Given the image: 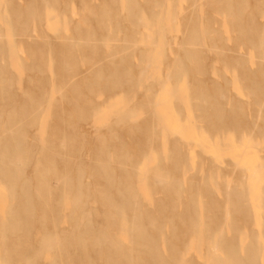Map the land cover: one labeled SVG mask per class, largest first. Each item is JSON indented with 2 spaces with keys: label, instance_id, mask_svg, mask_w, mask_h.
Returning a JSON list of instances; mask_svg holds the SVG:
<instances>
[{
  "label": "rangeland",
  "instance_id": "374dc122",
  "mask_svg": "<svg viewBox=\"0 0 264 264\" xmlns=\"http://www.w3.org/2000/svg\"><path fill=\"white\" fill-rule=\"evenodd\" d=\"M17 1H18V3H17ZM29 1L32 2V0H29ZM53 1L54 0H40V1H38L37 2L38 4H40V5L44 4L42 12L44 13V15L46 14L45 18L43 17L44 15H42L41 20H32V21H34V23L32 22V24H29L30 22H28V24H26L24 17L27 13L25 6H27V4L29 3L28 0H10V1L0 0V28H1L0 33H2V34H0V37L1 38L3 37L2 40L0 39V41H1L0 42V63H2V64H0L1 65L0 70H2V68H3V70H2L3 71V74H2L3 77L0 78V84H1L0 88L3 87V89H0V92H1V90L6 91V93L4 92L5 95L8 93L6 95V98L2 101L3 103L0 101V106H1L0 110H1V118H2V119H0V121H1L0 127H2L0 129L1 130L0 131V137H2V138H0V140H1L0 143H5V141L8 138L11 139L13 136L11 133H13L15 131V129H20L19 131L16 130L17 133L16 132L13 133V134L16 133L17 135L22 134L21 140H23V141H21V143L27 144V145H24V144L19 143L18 145L21 146V148L23 150L17 152V154H16L19 156V158L22 159V160L19 159V164H20L19 167H21V169H23V171H24L23 172L21 170V172L23 173L22 176L23 175L24 176L20 178V181L23 182L27 179L26 183L30 182L29 186H30L31 194L36 195V196L39 195L42 198L44 197V199H45V201L43 200V202H42L41 197H39V198L37 197L38 200L37 199L34 200V198H33L32 202L35 206L34 214H35L36 220H33L32 223L30 222L31 224L29 223L31 225L29 228L30 234L28 232L29 237H27L28 235L25 234L26 237L24 236V238L21 237L19 239L23 243L26 242L25 244H23V243L22 244L25 246L26 245L27 246L39 245L42 243L43 240H47L48 237H52L53 234L55 235V233L62 235L64 233H70L71 232V231H69L70 227L72 226L71 228H73L75 225V223L72 219L74 216V213H71L73 210V200H75V197L78 195V187H79L78 184L79 183H77V181L81 180V179H82V187H83L84 192L87 195H89L91 198V199L87 198V200H85L86 205H85V215L84 216L86 217V219L88 217V219L91 220V221H89V223L94 228L95 227L96 228H103L104 227L106 229L107 225L105 222V214H104L105 210H104V207L102 208L101 207L102 205H100L102 203L100 202L101 201L100 196H99L100 192L98 191V190H100V191L103 190L102 187L104 188V186L102 185L103 180H102L101 176L98 174L97 175L99 178L97 177V175L95 174L97 171L94 170L95 167L93 168V166L99 165L98 162L99 163L100 162L101 163H108L109 162V164H111V166H113L115 168L114 174L116 176L120 175L117 173L118 167L116 168V165L121 166L123 164L122 166L124 168H122V170L128 169L130 171V168L133 169V170H131L132 173L135 172V174L133 175V178H131L132 173H131V176H128L126 178L127 180L131 181L132 185H131V183H129L130 181H128V185H126V186L130 187L131 188L130 191L132 190L135 192L136 195H138L137 197L140 201L141 209H143V211L145 213L148 211L146 214H149V216L150 215L152 216V213L154 216H156L158 214V206L162 204V200H164L163 202L167 206H168V204L169 205L173 204L172 200L174 199V193L171 190V186H170L171 184L170 183L177 181L178 178H179V180L182 178L178 182L180 183V186L183 188L182 193L184 195L182 194V199L179 201V203H178L179 205L177 204L178 205L177 210L183 211L182 209H184L186 207V205L189 204L190 200L192 199L191 196L193 195L192 197L195 198L194 201L197 200L198 212L200 213V218H201V221H200V224L197 228V231L192 233L190 236L188 235V237L186 239L187 247H181V250L185 251L186 257L188 259H190L194 264H219L217 259H218V255L220 254V252L222 253V251L214 248L213 243L210 240L211 238L208 236V231H207V227H206L208 214L210 215V217H212V221H213V219H214V221L215 220L218 221V223L213 221V225H212L213 226L212 231H214V234L212 232L213 235H216L215 233L218 234L220 232L219 234H225V235H227L228 238L236 237V239H238L239 237L242 238V236L244 235L242 239L240 238L241 240H237L238 244L241 245L240 246L241 252L244 254L245 251L248 249V246H250V247L251 246H258V245H255V243H258L259 244L258 247H260L259 261L261 264H264V110H261V109H264V107H263L264 106L263 105L264 96L262 95V93L264 94V92H263L264 78H262V77H264V74H263L264 68H262L264 66V56H263L264 55V52H263V50H264V48H263V46H264V13H263V11H264V7H263L264 6V4H263L264 0H242L244 3L241 1L243 4L240 7L241 11H239V12H242V10H243V13H242L243 15L239 12L235 13L236 10H232V13H231V11L230 12L227 11L228 9L226 10L225 6L223 4L217 2V0H138L139 4L141 6V12L146 14L145 16H150V17L142 19L144 17V15L141 14V12H140L141 15L140 14L138 15L139 19L137 18L136 22L132 23L134 25H131L130 23H128L129 22L128 18H127V20H126V18H124V17H127V15H128V13H126V12H128L127 11V9H128L127 1L126 0H119L122 2L121 3L119 2L120 4H119L117 12L119 11L118 13H120L122 15V18L124 19V20L122 19V29L116 32L114 27L110 26L108 29L109 35H107V33L105 34L107 29L102 35H98L101 32V30L96 25L94 16H92V14L97 13L101 9V5L103 6L107 0H102L103 3L101 2V0H90V2L88 0L87 1L85 0L87 2V6H89L90 9L87 6H86V8L83 7L84 4H86V2L84 0H81V2L83 4L80 2V0H60V1L56 0V2L58 1L57 2L58 4H55V2H54V4H52ZM66 1H67V3H69V5H68L69 9L66 8V7H68ZM239 1L238 0H232L233 4H236L237 2L239 3ZM245 1H247V2H245ZM11 2L14 3L13 4L14 8H16L20 5V8L19 7L18 8L22 12L23 15H22L20 22H18V23H22L24 21V23H23L24 25L17 23V27H16L15 22H17V21H14L13 18L11 19L12 13H10V12H12V11H10V10H12V8H13L12 7L13 5L10 4ZM41 2H42V4H41ZM50 2H52V3H50ZM80 3L82 4V6ZM8 4H9V6H8ZM152 4H154L153 6H155V4H159V7L158 8H157V6L153 7ZM50 5H51V7H50ZM71 5H72V7H71ZM64 6H66L65 7L66 9L63 8ZM146 6H147V11H146ZM149 7H150V9L151 8L152 9L151 10L148 9ZM27 9H28V7H27ZM46 9L47 10L50 9L49 11H51V12L49 13V11H46ZM52 9H55L56 11L52 10ZM70 9H71V12H70ZM91 9L92 10L95 9V10L90 12ZM87 10H88V13L86 12ZM148 10H150V11H148ZM65 11H67V12L69 11V13H65ZM151 11H152V13H151ZM153 11L155 12L156 17H158V18H155V16H154L155 14H153L154 13ZM156 11H158V12H156ZM89 13H90L91 17L89 15ZM236 14L237 15L239 14L238 15L239 17H237ZM71 15H72V18H70ZM84 15H85V17L82 20H84V19H86V20L82 21L81 18ZM241 15L243 18L241 17ZM245 15H247V17ZM1 16H3V17H1ZM9 16H10V18H9ZM140 16H142V17H140ZM48 17H50L51 19ZM248 17L249 18L253 17L251 19L253 22L250 21V19ZM3 18H5V19H3ZM62 18L65 22L63 20H61ZM150 18L153 19V21ZM190 18L193 20L191 21ZM245 18L247 21L245 20ZM9 19H10V21H9ZM59 19H60V21L64 22V25L61 24ZM12 20L14 21L13 25H11ZM241 20H243V21H241ZM70 21H71V23H70ZM87 21L89 22L88 24H87ZM234 21L238 22V25L241 24L239 22V21H241L242 26H246V25L251 24V23H254V25H256V26L258 24V27L260 28L259 30L261 32V34L258 37V40L260 38H261V40H263L261 42V44L259 43V45H257V43H254L253 45H251V43H249L248 40L246 38H244V36H243L244 32L240 31V28L238 27L237 24H235ZM66 22H68V23H66ZM145 22L146 23L150 22L149 24H151V25H148V23L146 25ZM192 22H193V24H192ZM76 23H78L79 26L75 25ZM83 23L86 26L87 25L88 26L86 27ZM135 23H136V26L138 25V27H135ZM186 23H187V25H186ZM259 24L262 26L260 27ZM19 25L21 27L22 26L27 27L28 33L25 32L26 30L23 27H22L23 29H21ZM28 25H29V27L31 26V28H28ZM190 25L191 26L193 25L191 29H189L191 27ZM77 26L79 27V31L76 29ZM141 26H142V28H140ZM32 27H34L36 29H34ZM195 27H196V29H194ZM86 28L87 29L89 28L90 30L89 29L87 30ZM19 29L23 30V32L20 31L21 34L18 32ZM32 29H34V30H32ZM75 29H76V31H73ZM111 29H112V31H111ZM134 29H135V31H134ZM14 30H15V32H14ZM28 30L32 31V32H29ZM200 30H201V32H200ZM77 31L78 32L82 31L81 32L82 34H80V37H81L80 39L83 38V40H78L79 34ZM89 31H91V32H89ZM187 31H190V32L188 33ZM112 32H115L116 35L112 34ZM133 32H135V33H133ZM91 33L96 34L95 39H91L92 38ZM117 33H119V34H117ZM194 33L196 36L200 35L199 37L202 40L197 36L196 37L197 39L195 41L190 42L191 40L187 37H189L191 34H194ZM24 34H26L25 37H23ZM31 34H33V36ZM133 34H134V36H133ZM117 35H119V36L116 38L115 36H117ZM184 35H186V36L188 35L186 38L189 40H187V39L183 40L185 38ZM29 36H31V37H29ZM101 36L102 37L107 36V39L104 38V40H102L103 38ZM108 36H109V38H108ZM131 36H132V38H131ZM32 37H33V39H32ZM113 37L116 38L115 42H113L114 41ZM26 38H28V39H26ZM29 38L32 39V41L35 39L34 41L36 43L31 42ZM69 38H70L71 42H68ZM71 38H73V39H71ZM84 38L86 39V41L88 39L89 42L88 41L86 42L84 40ZM46 39H48L50 42ZM62 39H63V41H65V43H68V44L70 43L71 46L68 44L64 45V42L62 41ZM117 39L120 41H118ZM25 40L26 41L28 40V41L25 42ZM90 40H92V41H90ZM93 40L96 42H94ZM197 40H199V41H197ZM29 41H30V44H28ZM81 41L83 42L82 44L80 43ZM184 41H185V43H184ZM84 42H86V43H84ZM93 42H94V44H98L99 47H101V49H102V52L96 56H92V54L90 52L88 53V49H87L88 47L93 45ZM111 42H113V43H111ZM129 42H130V44H129ZM24 43H25V45H27V44L29 45V46H26L29 49L28 48L26 49V47L23 45ZM75 43H76V46H75ZM89 43H90V45H89ZM131 43H132V45H131ZM186 43L189 44L190 46H188ZM31 45H33V46H31ZM60 45H63L64 47L62 46V48H61ZM86 45H88L87 48H85ZM110 45H111V47H110ZM191 45L192 46L195 45V46L192 47ZM30 46H31V49H30ZM83 46H84V48H83ZM129 46L132 48L129 49ZM253 46H254V48H253ZM58 47H60V49ZM80 48L83 49V51H85L84 52L85 54H83V51ZM192 48L194 49L193 51H195V48H197V50L195 52H192ZM255 48H256V51H253V50H255ZM61 49H63V50H61ZM84 49H87V50H84ZM127 49L129 51H127ZM138 49H140L139 52H138ZM28 50H30L31 56H32V51L34 52L33 56H32L33 58H31L30 55L27 56ZM68 50H70V52L67 54L66 51H68ZM73 50L75 51V53ZM130 50H132V51H130ZM144 50H146V52H148V53L144 52ZM198 50H200V51H198ZM260 50L263 53L260 52ZM60 51H62L63 53H61ZM86 51H87V53H86ZM123 51H125L126 53L124 52V54H122L121 52H123ZM142 52H144V54ZM188 52L189 53L192 52L191 55ZM198 52L200 53V55L195 54V57H194V53H198ZM1 53L3 54L2 56H1ZM47 53H49V54H47ZM65 53H66V57H65L66 60H68V59L71 60V58L73 60V58L74 59L76 58L75 60H73V63L72 62L71 63L73 64L72 68L74 67V65L76 63L77 64L76 66L78 67V69H77V67L73 68V70L71 68L70 69L71 72L73 71L75 74H72L73 72L71 73L69 71L68 74H70V75L63 77L65 75H67L62 70L63 68H61V65L65 61V59H64ZM202 53H203V55H202ZM59 54H60V56L63 57V59L59 56ZM89 54H91L92 57L89 56ZM116 54H118V55L116 56ZM140 54H141V56L143 54V58L140 56ZM71 55H73V57ZM111 55H112V58H109V57H111ZM123 55L125 56L124 58H123ZM41 56H42V58H41ZM67 56H70L71 58H67ZM26 57H29L31 59L30 60L28 58V60H29L27 63L28 68H30V66L33 65V67L31 66L30 71L28 70L27 67H25L26 61H25V65H24V60H27ZM87 57H91L92 61L89 58L87 60ZM204 57L206 60H203ZM84 58L86 60H84ZM105 58L107 60H105ZM121 58L124 59V60H122V73L123 72L127 73L131 77V79L133 78L135 83L134 82L131 83L129 81H124L122 78V88H117L113 91H109L107 88H105L102 85L103 83H101L99 80L101 79L102 82H105L107 79L109 80L110 77L112 79V74H110V73L116 67H119V66H117V64H121V62H120ZM125 58L127 59L128 62L126 61ZM131 58H133V59H131ZM224 58H225V60L223 61ZM178 59H179V61H178ZM199 59L203 60V61L201 60L202 62L200 61V63L197 64L199 66V69L202 68L201 70L197 69L198 66L195 65L196 63L199 62ZM226 59H228L229 62ZM233 59H235V60H233ZM89 60H90V62H89ZM131 60H132V62H131ZM230 60H232V61H230ZM30 61H32L33 63L31 62L32 64H30ZM57 61H59L58 63L60 64V67H58L59 64L56 63ZM82 61L83 62L86 61V62L83 64ZM99 61H101L100 62V64H102L101 66H100V64L99 65L97 64V63H99ZM123 61L126 64L123 63ZM193 61H195L196 63H194ZM204 61H205V63H204ZM236 61H237L238 65L236 64ZM240 61L241 62L243 61L242 62V68L246 69V72H245V70L243 71L242 68L240 67L241 66ZM261 61H263V62H261ZM3 62L4 63L6 62L5 67H3L4 66ZM110 62H112V65ZM176 62H178L177 65H175ZM224 62H226L227 65L230 64V62H233V63L235 62L237 67L239 66L238 62H240V66H239V68H237L235 66V64L231 63L233 65L230 64V65H228L229 67H227ZM43 63H44V65H43ZM95 63H96V65H94ZM21 64H23V65H21ZM113 64H115L114 67H113ZM38 65H39V67L44 69V71L40 72L41 69L38 67ZM41 65L44 67H42ZM124 65H126V67ZM135 65H136V67H135ZM200 65H202V66L200 67ZM206 66H208V67H206ZM231 66L233 69H231ZM35 67L39 68L38 69L39 71H37V68L35 69ZM101 67H102V69H100ZM139 67H140V69H139ZM260 67H261V70L263 72L260 70ZM91 68H93V71ZM94 68L101 70L100 73L97 74L99 71H96L97 69H94ZM119 68H121V67H119ZM173 68H174V70H173ZM203 68H205V69L207 68V69L205 70ZM234 68L237 70V72H235L236 70ZM126 69L128 71H126ZM26 70H28L29 72H27ZM58 70H60V71H58ZM94 70H95V72H97L96 75L93 74V73H95ZM141 70H144V71L141 72ZM202 70H205L207 75L206 74L204 75L203 72L205 73V71H202ZM230 70H232V72ZM239 70H240V72L241 71L242 72L239 73ZM61 71L63 74H61ZM91 71L93 73H90ZM200 71H201V73H200ZM59 73L61 74V76ZM124 73H123V75H124ZM182 73H183V76H182ZM231 73H233V74L239 73V75L242 74L243 77L241 75L239 77H237L238 74L236 76V74L233 75ZM4 74H6V76ZM71 75H73L72 76V77H74L73 79L70 78ZM91 75H93V76H91ZM97 75H98V77L100 75V77H99L100 79L98 77H96ZM141 75H143L142 76L143 78L139 81ZM175 75H176V77H175ZM94 76L98 80H94L93 79ZM180 76H182V77H180ZM259 77H260V79H259ZM65 78H67V79L69 78L68 80L70 83H68L67 81H64ZM87 78H89V79H87ZM225 78H226V80H225ZM67 79H65V80H67ZM250 79L255 80V81L252 80L254 82V84H252L253 82ZM2 80H3V82H1ZM84 80L87 81L86 84H85ZM178 80H179V82H178ZM182 80H183V82H182ZM217 80H218L217 84H220V86L216 84ZM259 80H263V82L259 81ZM224 81L225 82L227 81V84ZM246 81H248L247 84L250 83L249 84V86L251 85L250 87L249 86L247 87ZM7 82H10V84ZM88 82L90 84L91 83L92 84L90 85ZM96 82L97 83L99 82L98 83L99 85ZM199 82H200V84H199ZM255 82L257 84H255ZM258 82H259V86L261 83V85H262L261 87L263 89H260V87L258 86ZM224 83L226 85H224ZM88 84H89V86H88ZM62 85H64V86H62ZM71 86H72V88H70ZM205 86H208L207 87L208 90L206 89ZM214 86H217V87H214ZM9 87L11 88V90ZM88 87H89V89H92V88L93 89L89 90ZM251 87H252V89H251ZM258 87H259V89H258ZM85 88L87 90H85ZM201 88L206 89L207 92L205 90H202ZM217 88H218V90L219 89L221 90V91L219 90V92L221 94L218 91H216ZM248 88H250V89H248ZM253 88L256 91L258 90L257 93H255L256 91L253 90ZM104 89H105V91L103 93L102 90H104ZM200 89H201V91L199 92ZM249 90L251 91L253 96L251 95ZM259 90L260 91L262 90V93ZM124 91H125V93H124ZM195 91H198L199 93L196 92V94H194ZM91 92L93 94H91ZM100 92L102 94H100ZM106 92H109V93H106ZM214 92L216 95H214ZM222 92L224 94H222ZM83 93H84V95H83ZM111 93H112V95H111ZM201 93H203V94L205 93L204 95L209 94L210 97L209 96L207 97V95H206V100H205L204 95L203 94L201 95ZM260 93H261V96H260ZM76 94L77 95L79 94L78 95L79 97ZM102 95H104L103 98H101ZM114 95L116 98L114 97ZM257 95H259V96H257ZM29 96L30 97L32 96V97L30 98ZM62 96L63 97L66 96V97H64L66 99H64ZM122 96H124L123 97L124 99L122 98ZM217 96L219 98H221V99H219V101L221 100V102L218 101ZM196 97H198L199 99ZM225 97H227V98L225 99ZM260 97H262L261 98L262 101L260 100ZM71 98L76 99L77 102H75L76 100H74V99L72 100ZM117 98H119L121 101ZM213 98L214 99L216 98L215 103L217 101L219 102L218 105L213 103L214 102ZM252 98L256 100L257 104H256V102L253 101ZM87 99L89 101H91L92 105L88 101H87V104H85ZM112 99H113V101H112ZM115 99L117 100L116 103H115V101H116ZM202 99L206 105L204 104L203 101H201ZM224 100H226V101H224ZM26 101H27V103H26ZM81 101H82V103L83 102L84 103L82 104ZM199 101L201 103L202 102L203 103L201 104ZM210 101H212L213 105L211 104ZM111 102L113 104H110ZM198 102H199V104H201L200 107H199ZM260 102L261 103L263 102V103L261 104ZM77 103H79V104H77ZM207 103H208V105H207ZM222 103H224V104H222ZM259 103L261 105H259ZM73 104L75 106H73ZM88 104L90 106H92L91 107L92 109L90 108V106ZM214 104L217 106V108L219 110H217V108L215 107ZM219 104H221V105H219ZM241 104H242V108L244 109V111L242 110L241 107L240 108L238 107V106H241ZM193 105H194V107H193ZM76 106H78V107H76ZM102 106H103V108H102ZM196 106H198L200 109L197 108ZM202 106H205V107H203L204 109L207 108V109H205L206 111L204 109H203V111L201 110ZM218 106H220V107L222 106L223 109L221 110V108ZM258 107L259 108L261 107V109H259ZM26 108H27V111H26L27 113L25 112V114L27 116L25 117L24 111L26 110ZM38 108H39V110H38ZM94 108H96L97 110ZM99 108H102V109H99ZM211 108L213 110H211ZM22 109H23V111H22ZM28 109H29V112H28ZM79 109H80V114H79ZM196 109H198V111ZM209 109L211 110V116H209L210 115ZM232 109H234V110H232ZM240 109L243 112H241ZM60 110H63V111H61V112H63V114L60 113ZM71 110H73V112ZM88 110H89L90 114L87 112ZM36 111L38 112V114ZM91 111L93 113L96 111V114L95 113L93 114ZM212 111H214V112H212ZM221 111H223L224 114H223V112L221 113ZM246 111L248 113V116L246 114ZM12 112L15 115H11ZM30 112H31V114L36 112V114L34 113V114L30 115ZM200 112H203V113L207 112L209 115L207 113H205V115L204 114L203 115L205 117L209 116L208 118H210V119L204 118L203 115H199V114H202ZM233 112H234L235 116L233 115ZM256 112L259 113L260 115L262 114V116H258L257 114H255ZM260 112H263V113H260ZM74 113H76V114H74ZM81 113H83L82 117H81V115H82ZM97 113H99V114H97ZM197 113L199 116L197 115ZM214 113H215V115H214ZM219 113H220V115H219ZM8 114H10V116H8ZM85 114H87V115H85ZM251 114H252V117H250ZM88 115H93V116H89L90 117L89 118ZM243 115H245V116H243ZM11 116L14 117V122L12 121L13 118L11 119ZM32 116L34 117V121L36 119L35 122L32 121L33 120ZM121 116H122V118H120ZM200 116L201 117L203 116V118L205 119L204 120L205 124L202 121L203 118H201ZM215 116H218V117L221 116L222 119L219 118L220 119L219 120L218 117H215ZM231 116L233 117V119ZM9 117H10V119H9ZM27 117H29V118H27ZM75 117H76V119H75ZM243 117H245V118L242 119ZM246 117H247L248 121L245 120ZM82 118L84 120L85 119H87V120H85V121L81 120ZM211 118L212 119L215 118L214 121H212ZM21 119L23 120V123L20 122V121H22ZM200 119H202V120H200ZM217 119L220 122H218ZM231 119L233 120V122ZM240 119H241V121H238ZM249 119L251 120V122ZM10 120L14 123V126L13 127L11 126L13 129L15 128V125H16V128L14 129V131L13 130L11 131L12 128H9L10 125L12 124ZM223 120L226 122L223 123ZM234 120H235L236 124L238 123L237 126L239 129L237 131H239V132L235 131L237 129V126L234 123ZM252 120H254V121L252 122ZM8 121H10L8 123L10 125L4 124L5 122L7 123ZM17 121L19 122L18 126H17V124H15V123H17ZM62 121H63V123H62ZM206 121H208V123H210V124H208ZM221 121L225 127L222 124L218 125V123H221ZM228 122H229V126L231 128L229 126H227ZM230 122H231V124H230ZM242 122H244L245 125H244V123L242 125ZM254 122H258V124L254 123ZM33 123L35 124V126L32 125ZM213 123L215 124V126H213ZM233 123H234V125H233ZM251 123H252V125H251ZM26 124H27V126H26ZM207 124H208V127H206ZM246 124H247V126H246ZM28 125H29V128H28ZM210 125L213 126L214 128H211ZM231 125L233 127L235 126L236 129L234 130ZM239 125H241V127H239ZM248 125H251L252 128L248 127ZM5 126H6V128H5ZM67 126H68V128H67ZM217 126L218 127L220 126V127L217 128ZM221 126H223V128H221ZM226 126L229 128V130H227L228 128ZM22 127L25 129H23ZM205 127L209 128L207 130H209L211 132H212V130L216 131L215 132L216 135L214 134V132H212L213 134H211V133H209V131H206ZM215 127L217 129H215ZM7 128H9V130ZM210 128L212 130H210ZM224 128L226 129V131H228L227 132V134L229 133L228 135L226 133H222L225 130ZM244 128H245V130H241ZM3 129L5 131H3ZM6 129L9 131L10 135L8 134ZM62 129L65 130L66 132L62 131ZM53 130H55V131H53ZM217 131H219L220 133L219 132L217 133ZM226 131H224V132H226ZM5 132H6L5 135H1ZM22 132L25 134H23ZM63 132L68 133V136L70 137V138H68L69 142H68V139L65 138V136L67 134L63 135ZM252 134H253L252 138L254 137V139L250 138ZM23 135H25L27 138ZM80 135H81V137H80ZM68 136H66V137H68ZM113 136H115V138ZM118 136H122V137H118ZM227 136H228V138H227ZM230 136L232 139L229 138ZM48 137L51 139H49ZM116 137H118V139H116ZM3 138L6 140H4ZM47 138H48V140H47ZM121 138L123 139V142H122ZM215 138H217V139L215 140ZM59 139H61V140H59ZM114 139H115V141L118 140V142L121 141V143H124L122 146H120L121 149L119 148V144H121L120 142L119 143L118 142L112 143V141H114ZM52 140H53L54 144L53 143L50 144ZM256 140L258 142H256ZM24 141H26V142H24ZM101 142H103V143H101ZM238 143H240L239 145H241V146H238ZM114 144H116L118 146L117 150H119V151L116 150L117 147L115 148ZM9 145L11 146V150H12V148L14 147V144H12V142H11ZM50 145H51V148H53L55 146L56 149L55 148L53 150L50 149L48 147ZM177 145H179V146H177ZM112 146H114V147H112ZM40 147H42L43 149H41ZM69 147H71V148H69ZM103 147H104V149H103ZM175 147L177 148L176 151H175ZM31 148H32V150H31ZM178 148H180V150ZM40 149H41V151L38 152ZM112 149H114V150H112ZM50 150H51V152H50ZM127 150H128V152H126ZM53 151L55 153L56 152H58V153L54 154V153H52ZM114 151L116 153H114ZM145 151H147L146 154H143V152L145 153ZM33 152H34V154H33ZM106 152H109L110 155ZM177 152H178V154L181 152V154L180 155L175 154ZM45 153H46V155H45ZM50 153H52V154H50ZM127 153H128V155H126ZM129 153H130V155H129ZM53 154H54V157H53ZM58 154L59 155L61 154L62 158L60 157V159H59ZM93 154L95 156H93ZM116 154H118V155H116ZM47 155L50 156V157L49 156L47 157V159L49 158L48 161H50V163H51L50 159H52L53 163H51V164L52 165L55 164L53 166L55 168L56 174L47 172L48 171V169H47L48 163H49L45 158V156H47ZM51 155H52V157H51ZM56 155L58 157H56ZM67 155H69L68 158L66 157ZM98 155L100 157H96ZM108 155H109V157H108ZM112 155H114V157L116 159L115 160L113 158L114 162H111L112 157H113ZM124 155H126L127 157ZM184 155L186 156L185 159L183 158ZM187 155H189L188 158H187ZM132 156H134V157H132ZM176 156H178V158ZM30 157H31V159H30ZM70 157H71V162L68 161L70 159ZM23 158H25V159H23ZM64 158H67L68 160L64 159ZM94 158H96L98 160H95ZM130 158L132 159L131 161L128 160ZM140 158L142 159V161H139V160H141ZM179 158L181 159V161ZM186 158L189 161H187ZM27 159H29L30 161ZM53 159H54V161H53ZM62 159H64L63 162L61 161ZM177 159H178V161H180L182 163V165L180 162L177 161ZM26 160L28 163L26 162ZM65 160L68 161V163ZM60 161H61V163H60ZM115 161H117L118 163ZM123 161H124V163H126L125 165H124ZM129 161H130V163H129ZM23 162L25 165H23ZM186 162L189 164V166L187 165ZM138 163H140V164H138ZM177 163L178 164L180 163L179 166ZM130 164H131V167H130ZM186 165L189 168L191 167L190 170ZM134 166L136 167V169ZM77 167H78V169H77ZM97 167L98 166H96V170H97ZM184 167L187 169V172H186ZM57 168L58 169L62 168V169L58 171ZM63 168H65V170H66V171H64L65 173L69 172L68 176H67V174H64ZM176 168H177V170H176ZM179 168H181V170ZM182 169H184L183 170L184 172L182 171ZM59 172L60 173L62 172L67 177L64 180H62L65 176H63L62 174L59 175ZM139 172H141V173H139ZM136 174L140 178L135 176ZM179 175H181V177H179ZM38 176L40 179H38ZM55 176H59V177H55ZM24 177H25V179H23ZM118 177H120V176H118ZM129 177L131 179H129ZM135 177H137V178H135ZM158 177L161 179H164V181L160 182L161 179H159ZM53 178H55V180L57 178L58 181L57 180L55 181ZM68 178L70 181L68 180ZM76 178L78 180H76ZM168 178H169V180H168ZM173 178H175V179H173ZM123 179L126 180L124 176H122V180ZM40 180H41V182H40ZM43 180H46V182H47V184H49L48 186H50V188L51 187L54 188V189L51 188L52 190H51L48 198H47L46 193L43 192V189H39V188L43 187V183H42V182H44ZM52 180H54V181H52ZM66 180H68V182L73 183L72 187L77 186L74 191L69 190V188H72V187H69V188L67 187V185L65 184ZM155 180H157V181H155ZM190 180L191 181L194 180L193 183ZM59 181H60L61 185H60ZM4 183H5V180L0 181V264H5L6 261H8L7 255L9 253L8 252L6 253V247L7 248L9 247L8 242L12 243L13 239L15 240V235H13V234L9 235L6 232H4L5 224L7 222L9 224L8 216H9L10 210H12L14 204L16 203L15 200L11 198V196L13 197L15 191L13 190L12 187H11L12 189L9 190L10 183H9V185H7L8 184L7 181H6V184H4ZM165 183H167L166 187H165ZM38 184H40V186ZM190 184H192L191 188H190ZM62 185H63V187H62ZM65 185H66V187H65ZM36 186H37V188H36ZM100 186H102V187H100ZM59 187L60 188L62 187V188L60 189ZM96 187H98V189H96ZM192 187H193V189H192ZM65 188L66 189L68 188V189L66 190ZM55 189H57V191ZM195 189H196V191L197 190L198 191L195 192L194 191ZM227 189H228V193L226 192ZM233 189H240V190L244 189V193L246 192L245 189L247 190V192L245 193L247 196L246 197L247 200L244 203H246L248 206H250V209L248 208V211L249 212L251 211L250 212L251 217L249 218V220L245 216H243V214H240L239 211H236V208L233 205L234 203L231 202L232 200L230 201L229 197L232 196ZM163 190H164V193H162ZM165 190H166V193H165ZM221 190H223V191H221ZM20 191H21V188L18 187L16 192H20ZM63 191H65V192L63 193ZM206 191L208 194L205 193ZM36 192H38V193H36ZM67 192L69 194H67ZM194 193H197V195H195ZM41 194H43V196ZM64 194H67V195H64ZM166 194H167V196H165ZM227 194H228V196H227ZM199 195H200V197H198L199 199L196 198ZM45 196H46V198H45ZM65 196H67V197H65ZM205 196H207V197L205 198ZM221 196H223L224 198L223 197L221 198ZM226 196H227V198H226ZM60 197H61V199H60ZM160 197H163L164 199L161 198L162 200H158ZM166 197H167V199H166ZM215 197H217L218 200ZM208 198L211 199L212 201H210ZM169 199H170V201H169ZM171 201H172V204H171ZM207 201L208 202L210 201L211 204L209 203V205L214 204L216 207L218 204H221V203L222 204L220 205V207L218 206L219 209L213 206L215 208L214 209L212 206L209 207L207 205L208 204ZM45 202H46V209L48 211V214L47 213L45 214V210L43 209L45 206ZM60 202L63 204H61ZM158 202H159V204H158ZM167 202H168V204H167ZM212 202H213V204H212ZM55 203H56V207L54 208ZM180 203H181V205H180ZM61 205H62V207H61ZM57 206H59V207H57ZM221 206L222 207L224 206V207L222 208ZM211 207H212V209H211ZM48 208H49V210H48ZM55 209H56V211H55ZM145 209H147V211H145ZM223 209L225 210V212L222 211ZM16 210H19V205L14 207V211H16ZM170 210L166 212L167 214L165 216L167 217V215H168L167 219L166 218L164 219L166 221V224H167L165 227V233H167L168 235L171 233V227H170L171 225L168 222L169 221L168 219H170V217H172V213H171L172 211H170ZM209 210H211V211H209ZM217 210L219 213L217 212ZM51 211H52V213H51ZM57 211H59L60 214H57V213H59ZM212 211H214L215 213H213ZM87 212H89V214ZM220 212H222V213H220ZM237 212H239V214ZM217 213L220 215H218ZM50 214L51 215L57 214V216H56L57 221L55 223L56 227L52 226L50 221H48L49 223H47V222H44V220H42V218L44 216L48 217V216H50ZM211 214H214V216H216V217H214ZM224 214H226V218H225ZM59 215H60V217H59ZM71 216H72V218H70ZM165 216H163V218ZM219 216L221 217V220H220ZM223 216L226 219V221L223 218ZM222 218H223V220H222ZM223 221H225V222H223ZM39 222H40V224H39ZM214 223H216V224H214ZM234 223H237L236 227H235ZM99 224H101V225L98 226ZM221 224H222V226H221ZM237 225L240 226V228H238ZM42 227H44V228H42ZM53 227H54V230H53ZM215 227H217V228H215ZM220 228L222 229V232H221V230L220 231L218 230ZM234 228L237 230L239 229L241 231L239 232V230H238L239 233H236L235 231H237V230H235ZM215 229H216V231H215ZM70 230H73V229H70ZM184 230H186V229H184ZM231 230L234 231L233 233H235V234H232ZM54 231H55V233H54ZM241 232L244 234L242 235ZM237 234H239V236ZM114 235L119 239L122 238V244L126 248H131V243H130L129 237H127L126 232L122 231V233H121V232L117 231L114 233ZM24 239L25 240L27 239V240L25 241ZM239 241H241V242H239ZM166 242L167 241H165V243ZM162 250L167 251L168 247H166L165 245H162ZM57 252H58V250L55 249L54 251H52L50 253H46V255L45 256L43 255L42 258L39 260V264H50L51 259L53 258V256L56 255ZM96 258H93L92 260L95 263L99 264L98 262H100V259H96ZM76 264H79V263H76ZM185 264H188V263H185Z\"/></svg>",
  "mask_w": 264,
  "mask_h": 264
},
{
  "label": "bare ground",
  "instance_id": "6f19581e",
  "mask_svg": "<svg viewBox=\"0 0 264 264\" xmlns=\"http://www.w3.org/2000/svg\"><path fill=\"white\" fill-rule=\"evenodd\" d=\"M8 1H10V0H8ZM38 1H40V0H32V2H30L29 0H28V4H27V6H25L26 7V11H27V13H26V15H25V17H24V20H25V23L26 24H28V22H30L29 24H32V22L34 23V21H32V20H41L42 19V15H44V13L42 12V9H43V6H44V4L43 5H40V4H38L37 2ZM60 1V0H59ZM85 1V0H84ZM87 1V0H86ZM85 1V2H86ZM89 2H90V0H88ZM127 1V3H128V9H127V11L128 12H126V13H128V15H127V17H124V18H126V20H127V18H128V23H130L131 25H134V24H132V23H134V22H136V20H137V18L139 19V17H138V15L140 14V12H141V6H140V4H139V2H138V0H126ZM239 1V0H238ZM242 0H240L239 1V3L237 2L236 4H233V2H232V0H217V2H219V3H221V4H223L224 6H225V8H226V10L227 11H231V13H232V10H236L235 11V13L236 12H239V11H241L240 10V7L242 6V4L244 3L243 1V3L241 2ZM27 2V1H26ZM47 2V1H46ZM45 2V3H46ZM54 2H55V4H58L57 2H56V0H54L53 1V3L52 2H50V3H52V4H54ZM70 2V1H69ZM72 2V1H71ZM80 2H81V0H80ZM101 2H102V0H101ZM122 2V1H119V0H107L106 1V3L102 6L101 4V9L97 12V13H95V14H92V16H94V19H95V22H96V25L99 27V29L101 30V32L98 34V35H102L105 31H106V29H107V31L105 32V34L107 33V35H109V33H108V29H109V27L111 26V27H114V29L116 30V32L117 31H119V30H121L122 29V15L120 14V13H118L117 12V10H118V7H119V4ZM245 2H247V1H245ZM17 3H18V1H17ZM49 3V4H50ZM66 3H67V1H66ZM82 3V2H81ZM80 3V4H81ZM93 3V2H92ZM103 3V2H102ZM10 4H14V3H10ZM30 4V5H29ZM41 4H42V2H41ZM51 4V5H52ZM83 4V3H82ZM82 4H81V6H82ZM264 4V3H263ZM6 5V4H5ZM29 5V6H28ZM51 5H50V7H51ZM69 5V3H67V6ZM89 5V4H88ZM154 4H152V6H153ZM245 5V4H244ZM7 6V5H6ZM8 6H9V4H8ZM11 6V5H10ZM55 6V5H54ZM86 6H87V2H86V4H84V6L83 7H85L86 8ZM145 6V5H144ZM151 6V5H150ZM155 6H157V8L159 7V4H155ZM155 6H153V7H155ZM5 7V6H4ZM13 8H12V10H10V11H12V12H10V13H12V17H11V19L13 18L14 19V21H17V22H15L16 23V27H17V23L18 22H20V20H21V18H22V12L19 10V8H20V5L18 6V7H16V8H14V5L12 6ZM27 7H28V9H27ZM56 7V6H55ZM60 7V6H59ZM58 7V8H59ZM66 6H64L63 8H65ZM71 7H72V5H71ZM70 7V8H71ZM87 7H89V6H87ZM244 7V6H243ZM242 7V8H243ZM246 7V6H245ZM264 7V6H263ZM6 8V7H5ZM66 8H68L69 9V6L68 7H66ZM65 8V9H66ZM51 9V8H50ZM49 9V10H50ZM74 9V8H73ZM72 9V10H73ZM89 9H90V7H89ZM148 9H150V7L148 8ZM152 9V8H151ZM150 9V10H151ZM154 9V8H153ZM244 9V8H243ZM49 10H47L46 9V11H49ZM52 10H55V9H52ZM93 10H95V9H93ZM92 9H91V11L90 12H92L93 11ZM98 10V9H97ZM150 10H148V11H150ZM157 10V9H156ZM225 10V11H226ZM56 11V10H55ZM62 11V10H61ZM146 11H147V6H146ZM224 11V12H225ZM45 12V11H44ZM51 11H49V13H50ZM64 12V11H63ZM70 12H71V9H70ZM87 13H88V10L86 11ZM154 12V11H153ZM156 12H158V11H156ZM65 13H69V11L67 12V11H65ZM147 13V12H146ZM151 13H152V11H151ZM228 13V12H227ZM230 13V14H231ZM239 13H243V10H242V12H239ZM246 13V12H245ZM263 13H264V11H263ZM48 14V13H47ZM141 14H143L144 15V17L142 18V19H144V18H148V17H150V16H145L146 14H144V13H142L141 12ZM140 14V15H141ZM148 14V13H147ZM153 14H155V12L153 13ZM159 14V13H158ZM9 15V14H8ZM46 15V14H45ZM45 15L43 16L44 18H45ZM89 15H90V13H89ZM152 15V14H151ZM239 15V14H238ZM237 14H236V16L237 17H239ZM243 15V14H242ZM242 15H241V17H242ZM4 16V15H3ZM3 16H1V17H3ZM48 16V15H47ZM54 16V15H53ZM66 16V15H65ZM125 16V15H124ZM155 16V18H158V17H156V14L154 15ZM158 16V15H157ZM246 17H247V15H245ZM6 17V16H5ZM63 17V16H62ZM67 17V16H66ZM69 17V16H68ZM85 17V15L81 18V20L83 19ZM90 17H91V15H90ZM89 17V18H90ZM140 17H142V16H140ZM235 17V16H234ZM240 17V18H241ZM254 17V16H253ZM252 17V18H253ZM9 18H10V16H9ZM48 18H50V17H48ZM70 18H72V15H71V17ZM152 18V17H151ZM150 18V19H151ZM236 18V17H235ZM243 18V17H242ZM249 18V17H248ZM251 17L249 18L250 19V21H252L251 19H252ZM255 18V17H254ZM3 19H5V18H3ZM51 19V18H50ZM191 19V18H190ZM239 19V18H238ZM45 20V19H44ZM61 20H63V18L61 19ZM66 20V19H65ZM71 20V19H70ZM84 20H86V19H84ZM84 20H82V21H84ZM124 20V19H123ZM152 21H153V19H151ZM156 20V19H155ZM189 20V19H188ZM193 19H191V21H192ZM245 20H246V18H245ZM255 20V19H254ZM9 21H10V19H9ZM13 20L11 21L12 22V24L11 25H13V22H14ZM48 21V20H47ZM59 21H60V19H59ZM64 21V20H63ZM63 21H60L61 22V24H63L64 25V22ZM67 21V20H66ZM93 21V20H92ZM148 21V20H147ZM157 21V20H156ZM236 21V20H235ZM234 21V22H235ZM238 21V20H237ZM241 21H243V20H241ZM241 21H239L241 24H239L238 25V22H235V24H237L238 25V27L240 28V31L242 32H244V38H246L247 40H248V42L249 43H251V45H253L254 43H257V45H259V43L261 44V42L263 41V40H261V38L258 40V37H259V35L261 34V32H260V28L258 27V24H257V26L256 25H254V23H251V24H248V25H246V26H242V22ZM247 21V20H246ZM249 21V20H248ZM249 21V22H250ZM257 21V20H256ZM7 22V21H6ZM46 22V21H45ZM63 22V23H62ZM69 22V21H68ZM68 22H66V23H68ZM126 22V21H125ZM140 22V21H139ZM144 22V21H143ZM151 22V21H150ZM149 22V23H150ZM188 22V21H187ZM253 22V21H252ZM24 23V21L22 22V23H18V24H22V25H24L23 24ZM43 23V22H42ZM70 23H71V21H70ZM69 23V24H70ZM79 23V22H78ZM78 23H76L75 25H78L79 26V24ZM89 22L87 21V24H88ZM148 23V22H147ZM147 23L145 22V24L147 25ZM148 23V25H151V24H149ZM156 23V22H155ZM159 23V22H158ZM185 23V22H184ZM190 23V22H189ZM248 23V22H247ZM8 24V23H7ZM10 24V23H9ZM84 24V23H83ZM138 24V23H137ZM140 24V23H139ZM191 24V23H190ZM192 24H193V22H192ZM10 25V26H11ZM15 25V24H14ZM85 25V24H84ZM90 25V24H89ZM186 25H187V23H186ZM196 25V24H195ZM260 25V24H259ZM20 26V25H19ZM41 26V25H40ZM39 26V27H40ZM77 26V27H78ZM86 26V25H85ZM88 26V25H87ZM86 26V27H87ZM143 26V25H142ZM142 26L140 27V28H142ZM191 26V25H190ZM193 26V25H192ZM192 26L189 28V29H191L192 28ZM262 25H260V27H261ZM23 27V26H22ZM21 26H20V28L21 29H25L24 31L25 32H27V27H23L22 28ZM76 27V29L79 31V27L77 28ZM84 27V26H83ZM135 27H138V25L136 26V23H135ZM150 27V26H149ZM237 27V26H236ZM28 28H31V26L29 27V25H28ZM32 28H34V27H32ZM90 28V27H89ZM88 28V29H89ZM148 28V27H147ZM17 29V28H16ZM21 29H19V33H20V31L21 32H23V30H21ZM34 29H36V28H34ZM34 29H32V30H34ZM76 29L75 30H73V31H76ZM87 29V28H86ZM85 29V30H86ZM87 29V30H88ZM136 29V28H135ZM135 29H134V31H135ZM138 29V28H137ZM194 29H196V27L194 28ZM238 29V28H237ZM0 30H1V28H0ZM83 30V29H82ZM86 30V31H87ZM90 30V29H89ZM98 30V29H97ZM186 30V29H185ZM17 31V30H16ZM29 31V30H28ZM77 31V32H78ZM111 31H112V29H111ZM114 31V30H113ZM191 31V30H190ZM190 31H187L188 33L190 32ZM193 31V30H192ZM14 32H15V30H14ZM29 32H32V31H29ZM76 32V33H77ZM82 32V31H81ZM81 32H78V34H79V39L78 40H83V38L82 39H80L81 37H80V34H82ZM89 32H91V31H89ZM137 32V31H136ZM139 32V31H138ZM186 32V31H185ZM200 32H201V30H200ZM18 33V34H19ZM28 33V32H27ZM71 33V32H70ZM87 33V32H86ZM122 33V32H121ZM133 33H135V32H133ZM0 34H2V33H0ZM21 34V33H20ZM90 34V33H89ZM112 34H114V35H116V33L115 32H112ZM117 34H119V33H117ZM139 34V33H138ZM197 34V33H196ZM28 35V34H27ZM32 36H33V34H31ZM45 35V34H44ZM111 35V34H110ZM190 35V34H189ZM2 36V35H1ZM22 36V35H21ZM26 36V34H24L23 35V37H25ZM66 36V35H65ZM75 36V35H74ZM78 36V35H77ZM113 36V35H112ZM119 35H117V36H115L116 38L118 37ZM133 36H134V34H133ZM185 36V38L183 39V40H185V39H187V38H189L191 41L190 42H193V41H195L197 38V36L199 37L200 35H195V33L194 34H191L189 37H187L186 35H184ZM28 37V36H27ZM29 37H31V36H29ZM84 37V36H83ZM91 39H95L96 38V34L95 33H91ZM102 37V36H101ZM187 37V38H186ZM3 38V37H2ZM2 38L0 37V39L2 40ZM38 38V37H37ZM36 38V39H37ZM40 38V37H39ZM42 38V37H41ZM62 38V37H61ZM103 39L102 40H104V38H106L107 39V36L106 37H102ZM108 38H109V36H108ZM116 38H114L113 37V39H114V41L113 42H115V39ZM131 38H132V36H131ZM134 38V37H133ZM200 38V37H199ZM26 39H28V38H26ZM30 39V38H29ZM32 39H33V37H32ZM32 39H30V41L31 42H34V43H36L34 40L32 41ZM45 39V38H44ZM66 39V38H65ZM71 39H73V38H71ZM189 39H187V40H189ZM201 39V38H200ZM263 39V38H262ZM46 40H48V39H46ZM76 40V39H75ZM84 40L86 41V39L84 38ZM110 40V39H109ZM118 40V39H117ZM116 40V41H117ZM124 40V39H123ZM126 40V39H125ZM129 40V39H128ZM134 40V39H133ZM202 40V39H201ZM200 40V41H201ZM28 41V40H27ZM26 40H25V42H27ZM30 41H29V43L28 44H30ZM42 41V40H41ZM49 41V40H48ZM60 41V40H59ZM62 41H63V39H62ZM87 41L89 42V40L87 39ZM86 41V42H87ZM90 41H92V40H90ZM94 41V40H93ZM118 41H120V40H118ZM130 41V40H129ZM132 41V40H131ZM197 41H199V40H197ZM1 42V41H0ZM50 42V41H49ZM61 42V41H60ZM64 42V45L65 44H68V43H65V41H63ZM68 42H71L70 41V38H69V41ZM86 42H84V43H86ZM94 42H96V41H94ZM94 42H93V45H91L90 47H88V45H86L85 46V48H87L88 49V53L90 52L91 54H92V56H96V55H98V54H100L101 52H102V49H101V47H99V45L98 44H94ZM105 42V41H104ZM113 42H111V43H113ZM122 42V41H121ZM128 42V41H127ZM6 43V42H5ZM4 43V44H5ZM44 43V42H43ZM62 43V42H61ZM81 44L83 43L82 41L80 42ZM117 43V42H116ZM126 43V42H125ZM184 43H185V41H184ZM188 43V42H187ZM186 43V44H187ZM201 43V42H200ZM25 45V43L23 44L25 47L26 46H29V45ZM49 44V43H48ZM127 44V43H126ZM129 44H130V42H129ZM192 44V43H191ZM7 45V44H6ZM47 45V44H46ZM59 45V44H58ZM68 45H70V43L68 44ZM89 45H90V43H89ZM105 45V44H104ZM109 45V44H108ZM117 45V44H116ZM131 45H132V43H131ZM130 45V46H131ZM135 45V44H134ZM188 46H190L189 44H187ZM31 46H33V45H31ZM31 46H30V49H31ZM48 46V45H47ZM61 46V48H62V46L63 45H60ZM71 46V45H70ZM75 46H76V43H75ZM80 46V45H79ZM82 46V45H81ZM126 46V45H125ZM129 46V49L130 48H132V47H130ZM192 46V45H191ZM195 45H193L192 47H194ZM197 46V45H196ZM3 47V46H2ZM49 47V46H48ZM64 47V46H63ZM110 47H111V45H110ZM199 47V46H198ZM256 47V46H255ZM258 47V46H257ZM9 48V47H8ZM11 48V47H10ZM28 47H26V49H27ZM40 48V47H39ZM46 48V47H45ZM59 49H60V47H58ZM83 48H84V46H83ZM127 48V47H126ZM253 48H254V46H253ZM252 48V49H253ZM260 48V47H259ZM263 48H264V46H263ZM7 49V48H6ZM29 49V48H28ZM49 49V48H48ZM69 49V48H68ZM74 49V48H73ZM81 49V48H80ZM87 49H84V50H87ZM111 49V48H110ZM124 49V48H123ZM137 49V48H136ZM34 50V49H33ZM57 50V49H56ZM61 50H63V49H61ZM66 50V49H65ZM71 50V49H70ZM70 50H68V51H66V53L68 54L69 52H70ZM82 51H83V49H81ZM126 50V49H125ZM139 50L140 49H138V52H139ZM194 49L192 48V52H195L196 50H197V48H195V51H193ZM263 50V49H262ZM6 51V50H5ZM38 51V50H37ZM40 51V50H39ZM72 51V50H71ZM74 51V50H73ZM122 51V50H121ZM127 51H129L128 49H127ZM130 51H132V50H130ZM134 51V50H133ZM137 51V50H136ZM198 51H200V50H198ZM253 51H256V48H255V50H253ZM3 52V51H2ZM9 52V51H8ZM53 52V51H52ZM57 52V51H56ZM61 53H63L62 51H60ZM59 52V53H60ZM85 51H83V54H85L84 53ZM124 52L125 51H123V52H121L122 54H124ZM144 52H146V50H144ZM144 52H142L143 54H144ZM190 52V51H189ZM188 52V53H189ZM191 52V53H192ZM260 52H262L261 50H260ZM263 52H264V50H263ZM262 52V53H263ZM6 53V52H5ZM11 53V52H10ZM30 53V50H28V54H27V56L28 55H30L31 56V53ZM33 51H32V56H33ZM55 53V52H54ZM58 53V52H57ZM66 53H65V55H64V59H65V57H66ZM74 53H75V51H74ZM78 53V52H77ZM86 53H87V51H86ZM109 53V52H108ZM117 53V52H116ZM120 53V54H121ZM126 53V52H125ZM146 53H148V52H146ZM191 53H189L190 55H191ZM199 53V52H198ZM198 53H194V57H195V54H197V55H200V53L198 54ZM47 54H49V53H47ZM52 54V53H51ZM82 54V53H81ZM91 54H89V56H91ZM143 54H142V56H141V54H140V56L143 58ZM3 54L1 53V56H2ZM35 55V54H34ZM42 55V54H41ZM45 55V54H44ZM62 55V54H61ZM70 55V54H69ZM118 54H116V56H117ZM128 55V54H127ZM193 55V54H192ZM202 55H203V53H202ZM259 55V54H258ZM31 56V58H33ZM52 56V55H51ZM59 56H60V54H59ZM72 57H73V55H71ZM85 56V55H84ZM91 56V57H92ZM114 56V55H113ZM115 56V57H116ZM133 56V55H132ZM153 56V55H152ZM262 56V55H261ZM264 56V55H263ZM11 57V56H10ZM40 57V56H39ZM62 59H63V57L62 56H60ZM91 57H87V60H88V58L91 60ZM125 56L123 55V58H124ZM127 57V56H126ZM129 57V56H128ZM131 57V56H130ZM191 57V56H190ZM189 57V58H190ZM193 57V58H194ZM198 57V56H197ZM196 57V58H197ZM3 58V57H2ZM27 58V60H24V65H25V61H26V65H27V63H28V58L29 57H26ZM41 58H42V56H41ZM60 58V59H61ZM67 58H71L70 56H67ZM86 58V57H85ZM84 58V60H86ZM94 58V57H93ZM109 58H112V55H111V57H109ZM114 58V57H113ZM120 58V57H119ZM195 58V59H196ZM263 58V57H262ZM5 59V58H4ZM30 59V58H29ZM76 59V58H75ZM74 58H73V60H75ZM126 59V58H125ZM131 59H133V58H131ZM149 59V58H148ZM192 59V58H191ZM194 59V60H195ZM31 60V59H30ZM73 60H72V58H71V60L70 59H68V60H66L65 59V61L63 62V64L61 65V68H63L62 70L67 74V75H65V76H63V77H66V76H69L70 74H68V72L70 71L71 72V68H72V66H73ZM90 60H89V62H90ZM105 60H107L106 58H105ZM122 60H124V59H122L121 58V64H117V66H119V67H121V68H119V67H116L113 71H111V73L110 74H112V79H111V77L109 78V80L107 79L105 82H102V80L99 78L100 77V75H99V77H98V75L96 76V77H98L100 80V82L101 83H103L102 85L105 87V88H107L109 91H113V90H115V89H117V88H122V78H123V80L124 81H129V82H131V83H135V81L133 80V78L131 79V77L127 74V73H124V75H123V73H122ZM193 60V59H192ZM202 59H199V62L198 63H196L195 61H193L194 63H196L195 65H197V64H199L200 63V61H201ZM203 60H206L205 59V57H204V59ZM202 60V61H203ZM225 60V58L223 59V61ZM227 61H228V59H226ZM233 60H235V59H233ZM4 61V60H3ZM23 61V60H22ZM34 61V60H33ZM60 61V60H59ZM59 61H57L56 63L57 64H59L58 62ZM81 61V60H80ZM92 61V60H91ZM126 61H127V59H126ZM178 61H179V59H178ZM201 61V62H202ZM230 61H232V60H230ZM32 61H30V64H32L31 63ZM35 62V61H34ZM62 62V61H61ZM72 62V63H71ZM83 62V61H82ZM86 62V61H85ZM85 62H83V64L85 63ZM100 62L101 61H99V63H97L98 65L100 64ZM128 62V61H127ZM131 62H132V60H131ZM229 62V61H228ZM241 62V61H240ZM240 62H238L239 63V66H240ZM243 62V61H242ZM242 62H241V68H242ZM261 62H263V61H261ZM6 63V62H5ZM5 63L3 62V67H5ZM111 63V65H112V62H110ZM123 63H125L124 61H123ZM177 63L178 62H176V64L175 65H177ZM204 63H205V61H204ZM203 63V64H204ZM225 64H226V62H224ZM231 63H233V62H230V64ZM0 64H2V63H0ZM29 64V65H30ZM81 64V63H80ZM126 64V63H125ZM230 64H228V65H230ZM233 64H235V62L233 63ZM233 64H231V65H233ZM236 64H237V61H236ZM235 64V66L237 67V65ZM21 65H23V64H21ZM25 65V67H27L28 68V65L26 66ZM43 65H44V63H43ZM77 64L75 63V65H74V67L73 68H76L77 66H76ZM82 65V64H81ZM94 65H96V63L94 64ZM102 64H100V66H101ZM114 65L115 64H113V67H114ZM180 65V64H179ZM227 64H226V66L227 67H229ZM1 66V65H0ZM32 67H33V65H31ZM31 66H30V68H28V70L30 71L31 70ZM42 66V65H41ZM92 66V65H91ZM125 67H126V65H124ZM138 66V65H137ZM198 66V65H197ZM202 65H200V67H201ZM239 66L237 67V68H239ZM262 66V65H261ZM24 67V66H23ZM22 67V68H23ZM38 67H39V65H38ZM42 67H44V66H42ZM58 67H60V64L58 65ZM57 67V68H58ZM94 67V66H93ZM98 67V66H97ZM129 67V66H128ZM127 67V68H128ZM135 67H136V65H135ZM146 67V66H145ZM175 67V66H174ZM177 67V66H176ZM204 67V66H203ZM206 67H208V66H206ZM234 67V66H233ZM235 67V68H236ZM1 68V67H0ZM9 68V67H8ZM12 68V67H11ZM26 68V69H27ZM37 67H35V69H36ZM40 69H41V71L40 72H42V71H44V69H42L41 67H39ZM39 68H37V71H39L38 69ZM73 68H72V70H73ZM99 68V67H98ZM138 68V67H137ZM136 68V69H137ZM144 68V67H143ZM142 68V69H143ZM234 68V69H235ZM262 68H264V66L262 67ZM13 69V68H12ZM59 69V68H58ZM77 69H78V67H77ZM76 69V70H77ZM92 69V71H93V68H91ZM94 69H97V68H94ZM100 69H102V67L100 68ZM108 69V68H107ZM130 69V68H129ZM139 69H140V67H139ZM145 69V68H144ZM181 69V68H180ZM197 69H199V66L197 67ZM202 69V68H201ZM201 69H199V70H201ZM203 69H205V68H203ZM207 69V68H206ZM205 69V70H206ZM230 69V68H229ZM231 69H233L232 68V66H231ZM2 70H3V68H2ZM2 70H0V78L1 77H3V71ZM5 70V69H4ZM28 70H26L27 72H29ZM75 70V71H76ZM173 70H174V68H173ZM205 70H202V71H205ZM227 70V69H226ZM236 70V69H235ZM234 70V71H235ZM242 70L244 71L245 70V72H246V69H243L242 68ZM260 70H261V67H260ZM264 70V69H263ZM58 71H60V70H58ZM90 72V73H93V72ZM96 71H99L98 73L97 72H95V70H94V72L95 73H93V74H95L96 75V73L97 74H99L100 73V71L101 70H99V69H97ZM126 71H128L127 69H126ZM144 70H141V72H143ZM198 71V70H197ZM210 71V70H209ZM231 72H232V70H230ZM233 71V72H234ZM262 71V70H261ZM73 72V71H72ZM71 72V73H72ZM171 72V71H170ZM169 72V73H170ZM235 72H237V70L235 71ZM242 72V71H241ZM240 72V70H239V73H241ZM263 72V71H262ZM39 73V72H38ZM129 73V72H128ZM177 73V72H176ZM185 73V72H184ZM200 73H201V71H200ZM239 73H234V74H236V76H237V74H238V76L237 77H239L240 75L243 77V75L242 74H240L239 75ZM244 73V72H243ZM251 73V72H250ZM60 74V73H59ZM61 74H63L62 73V71H61ZM61 74H60V76H61ZM72 74H75L74 72L72 73ZM102 74V73H101ZM143 74V73H142ZM203 74L205 75L206 74V71H205V73L203 72ZM218 74V73H217ZM220 74V73H219ZM222 74V73H221ZM226 74V73H225ZM231 74H233V73H231ZM233 74V75H234ZM245 74V73H244ZM249 74V73H248ZM247 74V75H248ZM258 74V73H257ZM264 74V73H263ZM5 76H6V74H4ZM207 75V74H206ZM224 75V74H223ZM222 75V76H223ZM250 75V74H249ZM4 76V77H5ZM73 75H71V77L70 78H74V77H72ZM91 76H93V75H91ZM90 76V77H91ZM143 75H141V77H140V79H139V81L143 78L142 77ZM170 76V75H169ZM182 76H183V73H182ZM182 76H180V77H182ZM221 76V75H220ZM245 76V75H244ZM11 77V76H10ZM95 76H94V80H98L97 78H96ZM171 77V76H170ZM175 77H176V75H175ZM91 78V79H92ZM96 78V79H95ZM245 78V77H244ZM262 78H264V77H262ZM65 79H67V78H65ZM64 79V81H67L68 83H70L69 82V78L67 79V80H65ZM87 79H89V78H87ZM92 79V80H93ZM183 79V78H182ZM240 79V78H239ZM254 79V78H253ZM252 79V80H253ZM259 79H260V77H259ZM8 80V79H7ZM185 80V79H184ZM225 80H226V78H225ZM251 80V79H250ZM251 80V81H252ZM71 81V80H70ZM85 81V84H86V80H84ZM83 81V82H84ZM201 81V80H200ZM253 81H255V80H253ZM252 81V82H253ZM259 81H262L263 82V80H259ZM1 82H3V80L1 81ZM46 82V81H45ZM90 82V81H89ZM88 82V83H89ZM92 82V81H91ZM178 82H179V80H178ZM182 82H183V80H182ZM225 82V81H224ZM247 82L248 81H246V85H247V87L249 86V84H247ZM251 82V83H252ZM7 83H9L10 84V82H7ZM6 83V84H7ZM47 83V82H46ZM93 83V82H92ZM91 83V84H92ZM95 83V82H94ZM97 83V82H96ZM99 83V82H98ZM97 83V84H98ZM218 83V80H217V82H216V84ZM226 84H227V81L225 82ZM224 83V85H226ZM5 84V83H4ZM62 84V83H61ZM64 84V83H63ZM66 84V83H65ZM90 84V83H89ZM89 84H88V86H89ZM90 84V85H91ZM179 84V83H178ZM199 84H200V82H199ZM252 84H254V82L252 83ZM255 84H257L256 82H255ZM264 84V83H263ZM1 85V84H0ZM8 85V84H7ZM99 85V84H98ZM176 85V84H175ZM214 85V84H213ZM217 85H219L220 86V84H217ZM62 86H64V85H62ZM69 86V85H68ZM86 86V85H85ZM93 86V85H92ZM200 86V85H199ZM251 86V85H250ZM249 86V87H250ZM258 86H259V82H258ZM262 85H261V83H260V89H263L262 87H261ZM2 87V86H1ZM6 87V86H5ZM8 87V86H7ZM42 87V86H41ZM66 87V86H65ZM87 87V86H86ZM97 87V86H96ZM206 87V89L208 90V86H205ZM214 87H217V86H214ZM255 87V86H254ZM259 87H258V89H259ZM264 87V86H263ZM10 88V87H9ZM70 88H72V86L70 87ZM91 88V87H90ZM98 88V87H97ZM128 88V87H127ZM198 88V87H197ZM196 88V89H197ZM200 88V87H199ZM0 89H3V87L2 88H0ZM88 89H89V87H88ZM93 89V88H92ZM92 89H89V90H92ZM103 89V88H102ZM195 89V90H196ZM202 90H205L206 92H207V90L206 89H203V88H201ZM201 89L199 90V92L201 91ZM248 89H250V88H248ZM251 89H252V87H251ZM10 90H11V88H10ZM63 90V89H62ZM66 90V89H65ZM64 90V91H65ZM75 90V89H74ZM85 90H87L86 88H85ZM174 90V89H173ZM198 90V89H197ZM216 90V89H215ZM220 90V89H219ZM219 90H218V88H217V90L216 91H218L219 92ZM226 90V89H225ZM253 90H255L254 88H253ZM28 91V90H27ZM61 91V90H60ZM73 91V90H72ZM96 91V90H95ZM103 91V93H104V91H105V89L104 90H102ZM204 91V92H205ZM212 91V90H211ZM210 91V92H211ZM221 91V90H220ZM250 91V90H249ZM256 91V90H255ZM258 91V90H257ZM257 91L255 92V93H257ZM260 91V90H259ZM6 93V91H2L1 90V92H0V101L2 102L5 98H6V95L8 94H6L5 95V93ZM80 92V91H79ZM78 92V93H79ZM89 92V91H88ZM196 92L197 93H199L198 91H195V93L194 94H196ZM226 92V91H225ZM261 93H262V90L260 91ZM263 92H264V89H263ZM11 93V92H10ZM44 93V92H43ZM65 93V92H64ZM82 93V92H81ZM90 93V92H89ZM88 93V94H89ZM106 93H109V92H106ZM124 93H125V91H124ZM220 93V92H219ZM250 93H251V91H250ZM259 93V92H258ZM261 93H260V96H261ZM91 94H93L92 92H91ZM90 94V95H91ZM100 94H102L101 92H100ZM203 93H201V95H202ZM205 94V93H204ZM203 94V95H204ZM213 94V93H212ZM221 94V93H220ZM222 94H224L223 92H222ZM32 95V94H31ZM77 95V94H76ZM79 95V94H78ZM77 95V96H78ZM83 95H84V93H83ZM111 95H112V93H111ZM207 95V94H206ZM206 95H204V98H205V100H206ZM214 95H216L215 94V92H214ZM251 95H252V93H251ZM262 95L264 96V94L262 93ZM20 96V95H19ZM86 96V95H85ZM103 96L104 95H102V97L101 98H103ZM200 96V95H199ZM198 96V97H199ZM210 97V95L208 94L207 95V97ZM253 96V95H252ZM257 96H259V95H257ZM30 97V96H29ZM32 97V96H31ZM30 97V98H31ZM63 97V96H62ZM64 97H66V96H64ZM63 97V98H64ZM79 97V96H78ZM114 97H115V95H114ZM119 97V96H118ZM124 96H122V98H123ZM198 97H196V98H198ZM214 97V96H213ZM224 97V96H223ZM16 98V97H15ZM98 98V97H97ZM113 98V97H112ZM116 98V97H115ZM217 98H218V101H219V99H221V98H219L218 96H217ZM227 97H225V99H226ZM254 98V97H253ZM252 98V99H253ZM262 97H260V100L262 101V99H261ZM33 99V98H32ZM64 99H66V98H64ZM63 99V100H64ZM72 100L74 99V98H71ZM85 99V98H84ZM105 99V98H104ZM117 99H119V98H117ZM124 99V98H123ZM199 99V98H198ZM197 99V100H198ZM208 99V98H207ZM211 99V98H210ZM31 100V99H30ZM74 100H76V99H74ZM111 100V99H110ZM116 100V99H115ZM120 100V99H119ZM209 100V99H208ZM259 100V101H260ZM43 101V100H42ZM87 101L88 102H90V104H91V101H89L88 99L86 100V103L85 104H87ZM103 101V100H102ZM112 101H113V99H112ZM121 101V100H120ZM201 101H203V99L201 100ZM213 103H215V101H216V98L214 99L213 98ZM216 102L215 104L216 105H218V103L219 102H221V100L219 101V102ZM224 101H226V100H224ZM253 101L254 102H256V100L255 99H253ZM41 102V101H40ZM67 102V101H66ZM75 102H77V100L75 101ZM105 102V101H104ZM110 102V101H109ZM117 102V100L115 101V103ZM119 102V101H118ZM200 102V101H199ZM199 102H198V104H199ZM204 102V101H203ZM202 102V103H203ZM209 102V101H208ZM211 102V104L213 105V103H212V101H210ZM253 102V103H254ZM3 103V102H2ZM1 103V104H2ZM26 103H27V101H26ZM65 103V102H64ZM68 103V102H67ZM66 103V104H67ZM74 103V102H73ZM81 103H82V101H81ZM84 103V102H83ZM82 103V104H83ZM197 103V102H196ZM201 103V102H200ZM201 103V104H202ZM261 103V102H260ZM259 103V105H261ZM39 104V103H38ZM72 104V103H71ZM77 104H79V103H77ZM81 104V105H82ZM110 104H113L112 102L110 103ZM121 104V103H120ZM194 104V103H193ZM201 104H199V107L201 106ZM204 104H205V102H204ZM203 104V105H204ZM214 104V105H215ZM222 104H224V103H222ZM255 104V103H254ZM256 104H257V102H256ZM255 104V105H256ZM40 105V104H39ZM38 105V106H39ZM62 105V104H61ZM69 105V104H68ZM89 105V104H88ZM92 105V104H91ZM105 105V104H104ZM206 105V104H205ZM207 105H208V103H207ZM215 105V107L217 108V106ZM219 105H221V104H219ZM263 105H264V103H263ZM25 106V105H24ZM37 106V107H38ZM60 106V105H59ZM73 106H75L74 104H73ZM90 106V105H89ZM101 106V105H100ZM106 106V105H105ZM108 106V105H107ZM211 106V105H210ZM224 106V105H223ZM234 106V105H233ZM1 107V106H0ZM69 107V106H68ZM76 107H78V106H76ZM92 106H90V108H91ZM94 107V106H93ZM193 107H194V105H193ZM197 108H199L198 106H196ZM203 107H205V106H202L201 107V110L203 111ZM213 107V106H212ZM214 107V108H215ZM218 107H220V106H218ZM239 108L241 107L242 108V104H241V106H238ZM264 107V106H263ZM262 107V108H263ZM15 108V107H14ZM13 108V109H14ZM28 108V107H27ZM27 108H26V110L24 111V114H25V112L27 111ZM40 108V107H39ZM39 108H38V110H39ZM102 108H103V106H102ZM102 108H99V109H102ZM215 108V109H216ZM221 108V110L223 109L222 108V106L220 107ZM233 108V107H232ZM259 108V107H258ZM257 108V109H258ZM20 109V108H19ZM81 109V108H80ZM80 109H79V114H80ZM92 109V108H91ZM94 109H96V108H94ZM200 109V108H199ZM205 109H207V108H205ZM204 109V110H205ZM214 109V110H215ZM259 109H261V107L259 108ZM258 109V110H259ZM4 110V109H3ZM31 110V109H30ZM65 110V109H64ZM87 110V109H86ZM97 110V109H96ZM197 111H198V109H196ZM200 110V111H201ZM210 110V109H209ZM211 110H213L212 108H211ZM211 110H210V115L207 113V112H200V113H202V114H199V115H205V113H207L209 116H211ZM217 110H219L218 108H217ZM216 110V111H217ZM232 110H234V109H232ZM238 110V109H237ZM241 110V109H240ZM239 110V111H240ZM242 110L244 111V109L242 108ZM241 110V112H243ZM261 110H264V109H261ZM22 111H23V109H22ZM61 111H63V110H60V113H62L63 114V112H61ZM72 112H73V110H71ZM82 111V110H81ZM101 111V110H100ZM206 111V110H205ZM28 112H29V109H28ZM37 112V111H36ZM36 112H34L35 114H36ZM88 113H89V110L87 111ZM92 112V111H91ZM99 112V111H98ZM209 112V111H208ZM212 112H214V111H212ZM218 112V111H217ZM216 112V113H217ZM223 111H221V113H222ZM259 112V111H258ZM27 113V112H26ZM34 113H32V114H34ZM65 113V112H64ZM93 113V112H92ZM91 113V114H92ZM95 114H96V111L94 112ZM93 113V114H94ZM232 113V112H231ZM260 113H263V112H260ZM4 114V113H3ZM31 114V112H30V115H32ZM37 114H38V112H37ZM67 114V113H66ZM73 114V113H72ZM74 114H76V113H74ZM78 114V113H77ZM82 115H81V117L83 116V113H81ZM90 114V113H89ZM97 114H99V113H97ZM223 114H224V112H223ZM236 114V113H235ZM246 114H247V116H248V113H247V111H246ZM255 114H257L258 116H262V114L260 115L259 113H255ZM11 115H15L13 112H12V114ZM20 115V114H19ZM29 115V116H30ZM85 115H87V114H85ZM197 115H198V113H197ZM198 115V116H199ZM203 115V116H204ZM214 115H215V113H214ZM217 115V114H216ZM219 115H220V113H219ZM229 115V114H228ZM233 115H234V112H233ZM6 116V115H5ZM8 116H10V114H8ZM27 115L25 114V117H26ZM74 116V115H73ZM76 116V115H75ZM80 116V115H79ZM78 116V117H79ZM89 116H93V115H88V117ZM203 116L201 117V118H203ZM208 116V117H209ZM235 116V115H234ZM243 116H245V115H243ZM33 117V116H32ZM77 117V116H76ZM76 117H75V119H76ZM86 117V116H85ZM207 116L205 117L204 116V118H208ZM215 117H218V116H215ZM232 117V116H231ZM250 117H252V114H251V116ZM13 118V122H14V117L13 116H11V119ZM27 118H29V117H27ZM90 118V117H89ZM120 118H122V116L120 117ZM203 118V120L202 119H200V120H202L203 122H204V124H205V119ZM213 118V117H212ZM211 118V119H212ZM222 119L221 118V116L220 117H218V119ZM224 118V117H223ZM237 118V117H236ZM245 117H243L242 119H244ZM0 119H2L1 118V110H0ZM7 119V118H6ZM9 119H10V117H9ZM8 119V120H9ZM208 119H210V118H208ZM215 119V118H214ZM214 119H212V121H214ZM217 119V120H218ZM219 119V120H220ZM226 119V118H225ZM228 119V118H227ZM232 119H233V117H232ZM231 119V120H232ZM254 119V118H253ZM20 120V119H19ZM22 120V119H21ZM78 120V119H77ZM81 120H84L83 118L81 119ZM85 120H87V119H85ZM84 120V121H85ZM122 120V119H121ZM216 120V121H217ZM218 120V122H220ZM236 120V119H235ZM235 120H234V123L236 124V122H235ZM245 120H247V117H246V119ZM250 120V119H249ZM11 121V120H10ZM10 121H8L7 123L5 122L4 124H7V125H10V124H8ZM11 121V125H10V127L9 128H12L13 126H14V123ZM32 121H34V117H33V120ZM35 121H36V119H35ZM34 121V122H35ZM38 121V120H37ZM42 121V120H41ZM79 121V120H78ZM209 121V120H208ZM208 121H206L207 123H208ZM238 121H241V119L240 120H238ZM248 121V120H247ZM254 120H252V122H253ZM1 122V121H0ZM20 122H22L23 123V120L22 121H20ZM25 122V121H24ZM224 122H226V121H224L223 120V123ZM232 122H233V120H232ZM245 122V121H244ZM244 122H242V125H243V123ZM250 122H251V120H250ZM62 123H63V121H62ZM121 123V122H120ZM234 123H233V125H234ZM254 123H257L258 124V122H254ZM15 124H17V126H18V124H19V122L17 121V123H15ZM41 124V123H40ZM208 124H210V123H208ZM208 124H207V126L206 127H208ZM212 124V123H211ZM220 124H222V121H221V123H218V125H220ZM226 124V123H225ZM230 124H231V122H230ZM238 124V123H237ZM237 124H236V126H237ZM241 124V123H240ZM248 124V123H247ZM247 124H246V126H247ZM33 126H35V124L33 123L32 124ZM72 125V124H71ZM223 125V124H222ZM244 125H245V123H244ZM251 125H252V123H251ZM251 125H248V127H251ZM2 126V125H1ZM12 126V127H11ZM26 126H27V124H26ZM205 126V125H204ZM211 126V125H210ZM213 126H215V124L213 123ZM213 126H211V128H214ZM224 126V125H223ZM223 126H221V128H223ZM227 126H229V122H228V124H227ZM226 126V127H227ZM232 126V125H231ZM4 127V126H3ZM70 127V126H69ZM205 127V128H206ZM220 127V126H219ZM218 126H217V128H219ZM225 127V126H224ZM230 127V126H229ZM233 127V126H232ZM239 127H241V125H239ZM2 127H0V129H1ZM5 128H6V126H5ZM9 128H7L8 130H9ZM15 128H16V125H15ZM14 128V129H15ZM23 128V127H22ZM28 128H29V125H28ZM35 128V127H34ZM54 128V127H53ZM67 128H68V126H67ZM210 128V130H212ZM216 127H215V129H217ZM228 128V127H227ZM231 128V127H230ZM247 128V127H246ZM252 128V127H251ZM6 129V130H7ZM14 129L12 128L11 129V131L13 130L14 131ZM23 129H25V128H23ZM75 129V128H74ZM73 129V130H74ZM207 129H209V128H206V131H209V130H207ZM225 129V128H224ZM223 129V130H224ZM233 129L235 130L236 128H235V126L233 127ZM239 128H238V126H237V129L235 130V131H237ZM255 129V128H254ZM7 130V132H8V134H9V131ZM16 130H20V129H15V131L14 132H16ZM30 130V129H29ZM227 130H229V128L227 129ZM241 130H245V128L244 129H241ZM250 130V129H249ZM1 131V130H0ZM3 131H5L4 129H3ZM53 131H55V130H53ZM59 131V130H58ZM62 131H65V130H63L62 129ZM220 131V130H219ZM219 131H217V133L219 132ZM224 131H226V129L224 130ZM222 132V133H226L227 134V132L228 131H226V132ZM231 131V130H230ZM229 131V132H230ZM254 131V130H253ZM13 132V133H14ZM66 132V131H65ZM65 132H63V135H65V134H67L66 136H68V133H65ZM212 132H214V134H215V132L216 131H213L212 130ZM211 131H209V133H211V134H213ZM221 132V131H220ZM219 132V133H220ZM237 132H239V131H237ZM241 132V131H240ZM247 132V131H246ZM255 132V131H254ZM253 132V133H254ZM13 133H11L12 135V138L11 139H4V140H6L5 141V143H0V181L1 180H5V183L4 184H6V181L8 182V184L7 185H9V183H10V187H9V190H11L12 188H13V190L15 191V193H14V195H13V197L11 196V198L12 199H14L15 200V204H14V206H13V208H12V210H10V213H9V216H8V218H9V224H8V222L5 224V227H4V232H6L7 234H13V235H15V240L13 239V241H12V243H10V242H8V245H9V247L7 248L6 247V253L8 252L9 254L7 255V259H8V261H6V263L5 264H39V260L42 258V256L44 255H46V253H50V252H52V251H54L55 249H57L58 250V252L56 253V255L55 256H53V258L51 259V261H50V264H76V263H79V264H97V263H95L92 259L93 258H96V259H100V262H98L99 264H185V263H188V264H194L190 259H188L187 257H186V254H185V251H183V250H181V247H187V242H186V239H187V237H188V235L190 236L192 233H194L195 231H197V228H198V226H199V224H200V221H201V218H200V213L198 212V204H197V200L196 201H194V197H192L191 196V200H190V202H189V204H187L186 205V207L184 208V209H182L183 211H180V210H177V206L179 205L178 203H179V201L182 199V191H183V188L180 186V183L178 182V181H180L179 180V178H178V180L177 181H174V182H172V183H170L171 185V190L173 191V193H174V199L172 200L173 201V204H172V201H171V204L172 205H169L168 204V202H167V204H168V206L167 205H165L164 204V200H162L161 198H163V197H160L158 200H162V204L161 205H159L158 206V214L156 215V216H154L153 215V213H152V216L150 215L149 216V214H146L148 211H147V209H145V211H147L146 213L143 211V209H141V204H140V201H139V199H138V195H136L135 194V192L134 191H130V187H128V186H126V185H128V181H130V180H127L126 178L128 177V176H131V173H132V171L131 170H133V169H131L130 168V171L127 169H124V170H122V168H124L122 165L121 166H117L116 165V168L118 167V169H117V173L118 174H120V175H118V176H120V177H118V176H116L114 173H115V168L113 167V166H111V164H109V162L108 163H99L98 162V164L99 165H96V166H98L97 167V170H96V166H93V168L95 167V171H97L95 174L97 175H100L101 176V178H102V180H103V182H102V185L104 186V188L102 187V186H100V187H102V189L103 190H98L99 192H100V194H99V196H100V199H101V203L102 204H100V205H102L101 207L103 208L104 207V210H105V222H106V225H107V228L105 229L104 227L103 228H94L90 223H89V221H91L90 219H88V217H87V219H86V217L84 216L85 215V203H86V201L85 200H87V198H90V196L89 195H87L85 192H84V190H83V187H82V179L81 180H78L77 178H76V180H78L77 181V183H79L78 185H79V187H78V195L75 197V200H73V210H72V212L71 213H74V216H73V218H72V216L70 217V218H72L73 219V221H74V223H75V225H74V227L73 228H71L70 227V229H73V230H70L69 229V231H71L70 233H64V234H56L55 233V231H54V233H55V235L53 234V236L52 237H48L47 238V240H43L42 241V243L41 244H39V245H29V246H25V245H23V244H25L26 242H21L19 239L21 238V237H23L24 238V236H25V234H27L28 235V232H29V234H30V224L32 223V221L33 220H36V218H35V214H34V212H35V206H34V204H33V202H32V200H33V198H34V200L35 199H37L38 200V198L39 197H41V196H39V195H32L31 194V192H30V186H29V183H26V180L25 181H23V182H21L20 181V178L21 177H23L22 176V172H21V170L23 171V169H21V167H19L20 166V164H19V159L20 160H22L21 158H19V156L18 155H16L17 154V152H19V151H21V150H23L22 148H21V146H19L18 144L19 143H21V141H23V140H21V135L22 134H19V135H17L16 133L15 134H13ZM23 133V132H22ZM61 133V132H60ZM235 133V132H234ZM6 134V132L5 133H3V134H1V135H5ZM23 134H25V133H23ZM210 134V135H211ZM229 134V133H228ZM227 134V135H228ZM236 134V133H235ZM10 135V134H9ZM216 135V134H215ZM232 135V134H231ZM237 135V134H236ZM10 136V137H11ZM23 136H25V135H23ZM65 136V138H70L69 136L68 137H66ZM218 136V135H217ZM252 136H253V134L251 135V139H254V137L252 138ZM263 136V135H262ZM7 137V136H6ZM9 137V136H8ZM26 137V136H25ZM63 137V136H62ZM72 137V136H71ZM80 137H81V135H80ZM112 137V136H111ZM114 138H115V136H113ZM118 137H122V136H118ZM118 137H116V139H118ZM215 137V136H214ZM239 137V136H238ZM0 138H2V137H0ZM27 138V137H26ZM49 138V137H48ZM48 138H47V140H48ZM100 138V137H99ZM227 138H228V136H227ZM229 138H231V136L229 137ZM25 139V138H24ZM49 139H51V138H49ZM217 138H215V140H216ZM232 139V138H231ZM257 139V138H256ZM33 140V139H32ZM59 140H61V139H59ZM74 140V139H73ZM113 140V139H112ZM120 140V139H119ZM121 140H122V142H123V139L121 138ZM0 142H1V140H0ZM4 142V141H3ZM12 142V144H14V147L12 148V150H11V146L9 145L10 143ZM24 142H26V141H24ZM32 142V141H31ZM34 142V141H33ZM50 142V141H49ZM64 142V141H63ZM68 142H69V139H68ZM74 142V141H73ZM104 142V141H103ZM103 142H101V143H103ZM113 142H118V140H116L115 141V139H114V141H112V143ZM120 143H121V141H119ZM118 142V143H119ZM255 142V141H254ZM256 142H258L257 140H256ZM54 144V142H53V140L51 141V143L50 144ZM111 143V144H112ZM221 143V142H220ZM245 143V142H244ZM21 144H24V143H21ZM20 144V145H21ZM64 144V143H63ZM124 143H121V144H119V148L121 149V147L120 146H122ZM240 143H238V146H241V145H239ZM24 145H27V144H24ZM113 145V144H112ZM244 145V144H243ZM31 146V145H30ZM29 146V147H30ZM68 146V145H67ZM114 146H115V148H116V150L118 149V146L116 145V144H114ZM114 146H112V147H114ZM177 146H179V145H177ZM24 147V146H23ZM26 147V146H25ZM50 149H54L55 148V146L53 147V148H51V145L50 146H48ZM106 147V146H105ZM41 149H43L42 147H40ZM69 148H71V147H69ZM73 148V147H72ZM35 149V148H34ZM41 149L38 151V152H40L41 151ZM46 149V148H45ZM56 149V148H55ZM62 149V148H61ZM103 149H104V147H103ZM128 149V148H127ZM176 147H175V151H176ZM179 150H180V148H178ZM25 150V149H24ZM31 150H32V148H31ZM99 150V149H98ZM112 150H114V149H112ZM115 150V151H116ZM123 150V149H122ZM146 150V149H145ZM178 150V151H179ZM100 151V150H99ZM103 151V150H102ZM114 151V153H116L117 151H119V150H117L116 152ZM25 152V151H24ZM50 152H51V150H50ZM73 152V151H72ZM111 152V151H110ZM126 152H128V150L126 151ZM146 152L147 151H145V153L143 152V154H146ZM27 153V152H26ZM52 153H54V154H56V153H58V152H52ZM52 153H50V154H52ZM67 153V152H66ZM106 153H108L109 154V152H106ZM184 153V152H183ZM33 154H34V152H33ZM40 154V153H39ZM43 154V153H42ZM54 154H53V157H54ZM71 154V153H70ZM175 154H178V152L177 153H175ZM181 154V152L178 154V155H180ZM45 155H46V153H45ZM80 155V154H79ZM103 155V154H102ZM110 155V154H109ZM109 155H108V157H109ZM116 155H118V154H116ZM126 155H128V153L126 154ZM126 155H124V156H126ZM129 155H130V153H129ZM25 156V155H24ZM27 156V155H26ZM49 155H47V156H45V158H46V160L48 161V159H47V157H48ZM58 156H59V159H60V157L62 156L61 154L59 155L58 154ZM57 155H56V157H58ZM68 156L69 155H67L66 157L68 158ZM93 156H95L94 154H93ZM113 157H112V161L111 162H114L113 161V158L115 159V157H114V155H112ZM29 157V156H28ZM50 157V156H49ZM51 157H52V155H51ZM96 157H100L99 155L98 156H96ZM127 157V156H126ZM132 157H134V156H132ZM131 157V158H132ZM173 157V156H172ZM177 158H178V156H176ZM175 157V158H176ZM185 155L183 156V158L185 159ZM189 157V155H187V158ZM33 158V157H32ZM62 158V157H61ZM67 158H64V159H67ZM73 158V157H72ZM120 158V157H119ZM128 159V160H132V159ZM187 158H186V160H187ZM23 159H25V158H23ZM30 159H31V157H30ZM56 159V158H55ZM64 159H62L61 161L63 162L64 161ZM78 159V158H77ZM95 160H98V159H96V158H94ZM110 159V158H109ZM108 159V160H109ZM141 159V158H140ZM180 159V158H179ZM27 160H29V159H27ZM27 160H26V162H27ZM51 160V163H53L52 162V159H50ZM68 160V159H67ZM100 160V159H99ZM116 160V159H115ZM127 160V161H128ZM134 160V159H133ZM139 160V159H138ZM183 160V159H182ZM185 160V161H186ZM30 161V160H29ZM46 161V162H47ZM53 161H54V159H53ZM59 161V160H58ZM61 161H60V163H61ZM66 161V160H65ZM69 162H71V157H70V159L68 160ZM68 161H66L67 163H68ZM101 161V160H100ZM130 161H129V163H130ZM136 161V160H135ZM139 161H142V159L141 160H139ZM174 161V160H173ZM177 161H178V159H177ZM180 161H181V159H180ZM180 161H178V162H180ZM187 161H189V160H187ZM49 163H48V171L47 172H49V173H55L56 174V171H55V168H54V166L53 165H55V164H51L50 163V161H48ZM115 162H117V161H115ZM120 162V161H119ZM133 162V161H132ZM131 162V163H132ZM137 162V161H136ZM175 162V161H174ZM184 162V161H183ZM28 163V162H27ZM31 163V162H30ZM118 163V162H117ZM123 163H124V161H123ZM141 163V162H140ZM140 163H138V164H140ZM176 163V162H175ZM181 163V162H180ZM179 163V164H180ZM187 163V162H186ZM34 164V163H33ZM113 164V163H112ZM120 164V163H119ZM126 163H124V165H125ZM135 164V163H134ZM178 164V163H177ZM179 164H178V166H179ZM185 164V163H184ZM23 165H25L24 164V162H23ZM94 165V164H93ZM181 165H182V163H181ZM187 165L189 166V164L187 163ZM186 165V166H187ZM29 166V165H28ZM78 166V165H77ZM173 166V165H172ZM177 166V165H176ZM185 166V165H184ZM187 166V167H188ZM26 167V166H25ZM56 167V166H55ZM63 167V166H62ZM65 167V166H64ZM79 167V166H78ZM78 167H77V169H78ZM130 167H131V164H130ZM135 167V166H134ZM66 168V167H65ZM65 168H63L64 170H63V172L64 171H66L65 170ZM185 168V167H184ZM189 168V167H188ZM191 168V167H190ZM190 168H189V170H190ZM58 169V168H57ZM56 169V170H57ZM62 168H60V169H58V171L59 170H61ZM135 169H136V167H135ZM138 169V168H137ZM180 170H181V168H179ZM176 170H177V168H176ZM175 170V171H176ZM184 169H182V171H183ZM185 170H186V172H187V169L185 168ZM188 170V171H189ZM55 171V172H54ZM70 171V170H69ZM179 171V170H178ZM24 172V171H23ZM162 172V171H161ZM184 172V171H183ZM68 173L69 172H67V173H65L64 172V174H67V176H68ZM81 173V172H80ZM83 173V172H82ZM139 173H141V172H139ZM168 173V172H167ZM54 174V175H55ZM60 174H62L63 176H65L62 172L60 173L59 172V175ZM94 174V173H93ZM135 174V172L134 173H132V177L131 178H133V175ZM163 174V173H162ZM166 174V173H165ZM178 174V173H177ZM176 174V175H177ZM182 174V173H181ZM40 175V174H39ZM81 175V174H80ZM98 175H97V177H98ZM139 175V174H138ZM26 176V175H25ZM30 176V175H29ZM62 176V177H63ZM67 176H65L62 180H64ZM122 176H124L125 177V179L126 180H122ZM135 176H137V174L135 175ZM164 176V175H163ZM168 176V175H167ZM175 176V175H174ZM41 177V176H40ZM53 177V176H52ZM55 177H59V176H55ZM73 177V176H72ZM138 178H140L139 176H137ZM137 177H135V178H137ZM169 177V176H168ZM173 177V176H172ZM179 177H181V175H179ZM99 178V177H98ZM130 177H129V179H131ZM134 178V179H135ZM159 178V177H158ZM166 178V177H165ZM23 179H25V177L23 178ZM38 179H40L39 178V176H38ZM43 179V178H42ZM45 179V178H44ZM49 179V178H48ZM54 180H55V178H53ZM60 179V178H59ZM73 179V178H72ZM89 179V178H88ZM159 179H161V178H159ZM173 179H175V178H173ZM35 180V179H34ZM51 180V179H50ZM54 180H52V181H54ZM56 180H57V178H56ZM55 180V181H56ZM68 180H69V178H68ZM68 180H66L65 181V184L67 185V187L69 188V187H72L73 186V183L72 182H68ZM101 180V179H100ZM168 180H169V178H168ZM167 180V181H168ZM171 180V179H170ZM192 180V179H191ZM190 180V181H191ZM44 182H42L43 183V187L42 188H39V189H43V192H45L46 193V195H47V198H48V196L50 195V192H51V188H53V187H51L50 188V186H48L49 184H47V182H46V180H43ZM49 181V180H48ZM58 181V180H57ZM61 181V180H60ZM60 181H59V183H60ZM70 181V180H69ZM72 181V180H71ZM155 181H157V180H155ZM164 181V179H161L160 180V182H163ZM166 181V182H167ZM194 181V180H193ZM193 181H191L192 183H193ZM196 181V180H195ZM28 182V181H27ZM40 182H41V180H40ZM159 182V181H158ZM183 182V181H182ZM216 182V181H215ZM3 183V182H2ZM38 183V182H37ZM49 183V182H48ZM51 183V182H50ZM76 183V184H77ZM94 183V182H93ZM129 183H131V181L129 182ZM195 183V182H194ZM52 184V183H51ZM54 184V183H53ZM58 184V183H57ZM63 184V183H62ZM196 184V183H195ZM223 184V183H222ZM39 186H40V184H38ZM42 185V184H41ZM60 185H61V183H60ZM66 185H65V187H66ZM131 185H132V183H131ZM161 185V184H160ZM166 185H167V183H165V187H166ZM183 185V184H182ZM208 185V184H207ZM210 185V184H209ZM224 185V184H223ZM34 186V185H33ZM38 186V187H39ZM87 186V185H86ZM126 186V187H125ZM130 186V185H129ZM191 186H192V184H190V188H191ZM195 186V185H194ZM8 187V186H7ZM12 187V188H11ZM18 187H20L21 188V191L20 192H16V190H17V188ZM58 187V186H57ZM62 187H63V185H62ZM61 187V188H62ZM77 187V186H76ZM76 187H72V188H69V190L70 191H74L75 190V188ZM36 188H37V186H36ZM35 188V189H36ZM56 188V187H55ZM60 188V187H59ZM60 188V189H61ZM67 188V189H68ZM134 188V187H133ZM227 188V187H226ZM34 189V188H33ZM54 189V188H53ZM66 189V188H65ZM66 189V190H67ZM95 189V188H94ZM96 189H98V187H96ZM192 189H193V187H192ZM207 189V188H206ZM205 189V190H206ZM56 191H57V189H55ZM64 190V189H63ZM167 190V189H166ZM166 190H165V193H166ZM170 190V189H169ZM211 190V189H210ZM41 191V190H40ZM87 191V190H86ZM195 192H197L196 191V189L194 190ZM208 191V190H207ZM207 191L205 192V193H207ZM221 191H223V190H221ZM225 191V190H224ZM230 191V190H229ZM245 191L247 192V190L245 189ZM39 192V191H38ZM38 192H36V193H38ZM55 192V191H54ZM61 192V191H60ZM59 192V193H60ZM65 191H63V193H64ZM96 192V191H95ZM168 192V191H167ZM212 192V191H211ZM226 192L228 193V189L226 190ZM231 192V191H230ZM245 192V193H246ZM162 193H164V190H163V192ZM185 193V192H184ZM199 193V192H198ZM244 193V189L243 190H240V189H233V192H232V196L231 197H229L230 198V201L232 202V203H234L233 205H234V207L236 208V211H239L240 212V214H243V216H245L248 220H249V218L251 217V211L249 212L248 211V208L250 209V206H248L246 203H244L247 199H246V194ZM12 194V193H11ZM67 194H69L68 192H67ZM67 194H64V195H67ZM97 194V193H96ZM195 195H197V193H194ZM208 194V193H207ZM215 194V193H214ZM226 194V193H225ZM231 194V193H230ZM42 196H43V194H41ZM61 195V194H60ZM184 195V194H183ZM210 195V194H209ZM223 195V194H222ZM58 196V195H57ZM165 196H167V194L165 195ZM227 196H228V194H227ZM227 196H226V198H227ZM38 197V198H37ZM65 197H67V196H65ZM98 197V196H97ZM169 197V196H168ZM198 197H200V195L199 196H197L196 198H198ZM207 196H205V198H206ZM218 197V196H217ZM217 197H215L216 199H217ZM223 196H221V198H222ZM42 198V197H41ZM40 198V199H41ZM45 198H46V196H45ZM224 198V197H223ZM52 199V198H51ZM60 199H61V197H60ZM64 199V198H63ZM62 199V200H63ZM91 199V198H90ZM99 199V200H100ZM164 199V198H163ZM166 199H167V197H166ZM199 199V198H198ZM209 199V198H208ZM43 200L45 201V199H44V197L42 198V202H43ZM210 201H212L211 199H209ZM215 200V199H214ZM218 200V199H217ZM224 200V199H223ZM13 201V200H12ZM48 201V200H47ZM51 201V200H50ZM54 201V200H53ZM57 201V200H56ZM169 201H170V199H169ZM210 201L208 202V206L210 207V206H214V207H216L214 204H213V202H212V204L213 205H209V203H210ZM228 201V200H227ZM62 202V201H61ZM60 202V203H61ZM199 202V201H198ZM217 202V201H216ZM44 204V203H43ZM61 204H63V203H61ZM158 204H159V202H158ZM178 204V205H177ZM211 204V203H210ZM222 204V203H221ZM221 204H218L217 205V207L216 208H218V206L220 207V205ZM19 205V210H16V211H14V207H16V206H18ZM41 205V204H40ZM180 205H181V203H180ZM230 205V204H229ZM250 205V204H249ZM56 207V203H55V205H54V208ZM57 207H59V206H57ZM61 207H62V205H61ZM60 207V208H61ZM212 207H211V209H212ZM213 207V208H214ZM222 207V206H221ZM224 207V206H223ZM222 207V208H223ZM228 207V206H227ZM53 208V207H52ZM59 208V209H60ZM145 208V207H144ZM221 208V209H222ZM44 210H45V214L47 213L48 214V211H47V209H46V202H45V206H44V208H43ZM171 209V210H170ZM215 209V208H214ZM213 209V210H214ZM219 209V208H218ZM227 209V208H226ZM231 209V208H230ZM48 210H49V208H48ZM54 210V209H53ZM61 210V209H60ZM172 211L171 213H172V217H170V219H168L167 221L169 222V224L171 225L170 227H171V233L168 235L167 233H165V227H166V221L164 220L165 218L167 219V217H168V215H167V217L165 216L167 213V211ZM55 211H56V209H55ZM209 211H211V210H209ZM222 211H224L225 212V210L223 209ZM228 211V210H227ZM57 212H59V211H57ZM213 213H215L214 211H212ZM217 212H218V210H217ZM231 212V211H230ZM239 212H237L238 214H239ZM51 213H52V211H51ZM88 214H89V212H87ZM219 213V212H218ZM217 213V214H218ZM220 213H222V212H220ZM228 213V212H227ZM57 214H60V212L59 213H57ZM57 214L56 215H51L50 214V216H48V217H46V216H44L43 218H42V220H44V222H47V223H49L48 221H50L51 222V224H52V226H54V227H56V225H55V223H56V221H57V218H56V216H57ZM95 214V213H94ZM211 215H213L214 216V214H211ZM218 215H220V214H218ZM63 216V215H62ZM61 216V217H62ZM88 216V215H87ZM90 216V215H89ZM163 216H165L164 218H163ZM170 216V215H169ZM222 216V215H221ZM224 216H225V218H226V214H224ZM224 216H223V218H224ZM228 216V215H227ZM46 217V218H45ZM59 217H60V215H59ZM214 217H216V216H214ZM220 217V216H219ZM244 217V218H245ZM223 218H222V220H223ZM224 218V219H225ZM60 219V218H59ZM41 220V219H40ZM39 220V221H40ZM41 220V221H42ZM220 220H221V217H220ZM40 221V222H41ZM213 221H214V219H213ZM213 221H212V217H210V215L208 214L207 215V223H206V227H207V231H208V236L211 238L210 240H211V242L213 243V246H214V248H216V249H219L220 251H222V253L220 252V254L218 255V263L219 264H261L260 263V261H259V256H260V247H258L259 246V244L258 243H255V245H258V246H248V249L245 251V253L243 254L242 252H241V250H240V244H238V242H237V240H241L242 238H243V234L244 233H242L241 232V234L243 235L242 236V238L241 237H239L238 239H236V237H231V238H228L227 237V235H225V234H217V233H215L216 235H213L214 234V231H212L213 229H212V225H213ZM225 221H226V219H225ZM225 221H223V222H225ZM31 222V223H30ZM40 222H39V224H40ZM43 222V223H44ZM60 222V221H59ZM214 222H216V223H218V221L217 220H215ZM221 222V221H220ZM234 222V221H233ZM30 223V224H29ZM216 223H214V224H216ZM231 223V222H230ZM54 224V225H53ZM235 224V227H236V224L237 223H234ZM70 225V224H69ZM101 224H99L98 226H100ZM216 226V225H215ZM219 226V225H218ZM221 226H222V224H221ZM232 226V225H231ZM34 227V226H33ZM54 227H53V230H54ZM220 227V226H219ZM233 227V226H232ZM237 227L238 228H240V226H238L237 225ZM42 228H44V227H42ZM215 228H217V227H215ZM222 228V227H221ZM218 229L219 231L221 230V232H222V229ZM224 228V227H223ZM242 228V227H241ZM34 229V228H33ZM52 229V228H51ZM68 229V228H67ZM184 229H186V230H184ZM232 229V228H231ZM235 229V228H234ZM233 229V230H234ZM235 230H237V229H235ZM239 230V229H238ZM238 230L237 231H235L236 233H239L241 230H239V232H238ZM63 231V230H62ZM121 232L122 233V231H124V232H126L127 233V237H129V240H130V243H131V248H126L123 244H122V238H117L115 235H114V233L115 232ZM215 231H216V229H215ZM232 231V230H231ZM212 232H213V234H212ZM218 232V231H217ZM234 231H232L231 233L232 234H235V233H233ZM238 236H239V234H237ZM237 236V237H238ZM26 237V236H25ZM27 237H29V235L27 236ZM241 238V239H240ZM28 239V238H27ZM26 239V240H27ZM87 239V240H86ZM25 240V239H24ZM25 240V241H26ZM165 241H167L166 243H165ZM239 242H241V241H239ZM23 243V244H22ZM162 245H165L166 247H168V250L167 251H164V250H162ZM72 248V249H71ZM94 256V257H93ZM95 260V259H94Z\"/></svg>",
  "mask_w": 264,
  "mask_h": 264
}]
</instances>
